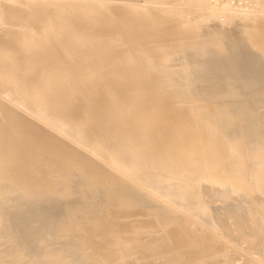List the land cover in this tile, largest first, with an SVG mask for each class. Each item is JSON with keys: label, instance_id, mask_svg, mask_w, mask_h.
<instances>
[{"label": "bare ground", "instance_id": "obj_1", "mask_svg": "<svg viewBox=\"0 0 264 264\" xmlns=\"http://www.w3.org/2000/svg\"><path fill=\"white\" fill-rule=\"evenodd\" d=\"M133 1H135L134 3H133ZM133 1H125V0H0V25L1 24H7V25H10V27H12V26H15V27H19V28H17L18 30L16 31L17 33L19 32L20 33V40L19 39H16L17 37L15 36V38L13 37V36H11L10 34H9V32H10V30H9V32H7V34L6 33H3L4 31H2V33L3 34H0V48H1V50H0V200H2V202L3 201H6V200H8V199H11V198H13L14 196H16L17 198L18 197H20L21 195H20V193H22V194H29V195H27V196H29V197H39L40 198V196L41 195H45V194H48V196L49 195H53V196H51V197H48L45 201H44V203L45 204H48L49 206H47L46 207V205H45V209H44V207L42 208V206L40 205V204H33V206H31V204H30V206L31 207H29L28 209H27V206L24 208V209H26L27 210V212L28 213H36V212H40L41 213V216H42V218H44L45 217V219H43V220H36L35 218L36 217H38V216H40V215H38V216H33V217H31V218H28L27 217V214L24 216V217H27L28 218V220L26 219V218H24V219H26V220H24V221H27V222H22L21 220H22V218H21V222H19V224L21 225L20 227H24L22 230H21V232H24L23 230H26V231H30L31 233H29V232H27V234L29 233V234H32V233H35V234H33V236L35 237V238H38V239H44V241L45 242H47V240L48 239H52L53 237L52 236H54V238L56 237V240H57V238L58 237H60L59 236V234H63L65 231H66V228H65V231H63V233H62V230L58 227V231H59V229L61 230V231H59V234L57 235V230H56V228H57V223L59 224V226L60 225H62V229L64 230V227L63 226H68V224L70 225L71 224V222L69 221L68 222V224L65 222L66 220H60V218L62 217V216H64V215H62L61 214V206L59 205V204H61V203H59L58 202V199L59 198H57L56 196H54V195H57V191H56V189L55 188H53V189H51V191H45V192H43V190L41 189L40 190V188H42L43 186L42 185H44V184H42L41 186H39L40 188L39 189H37V191L36 190H34V189H36L35 187H31V188H29V185L31 184V180H29V182H30V184H29V182H28V184H27V179H26V184L24 183V182H22L23 183V185L25 184V185H27L28 186V189L26 190L25 188H23V186H22V184L20 183V180L19 181H17L16 180V178L15 177H12V175L8 172V167H11V166H13V165H11V164H13L14 163V165H15V162L14 161H17L18 160V158H20L21 156H22V154H19L18 153V151L17 150H15L14 149V147H17V146H15V144H17V140H18V142H20L21 141V143H26V136L24 137V135H21L20 134V136L17 138V139H15L14 138V136H13V134H10V132H9V130H8V128H6V126L4 127V124H6V125H11V126H14V123L17 121V123H20V124H22V125H24V126H27L28 127V129L29 128H31L32 129V131H31V134L33 135L34 134V136H37L36 134H39L41 137H42V139H44L43 140V142H39V143H37V142H35V143H37V144H39L40 146L38 147V146H36V145H33V144H31V142H27L25 145L26 146H28L27 148H23L22 149V152H24V151H30V152H32V153H38L39 155H40V157L43 159V160H45V161H48L49 163H50V165H53V164H56L57 162L55 161V163L53 162L54 160H58V162H61L62 163V165H64V166H66V173L65 174H67L68 175V177L70 176L71 178H73L74 179V175H77V177L76 178H78V179H76L75 181L76 182H78V180H80V178H81V176H85V174L87 173V169H90V171L91 170H93L94 172L96 171V173H101L102 175L104 174V175H106V177H108V179H109V182L111 181L112 183H115V184H119V183H121V185H122V188L123 189H121L120 191L117 189V188H119L118 187V185H117V187H116V191H119V192H121L122 190H124V191H122V193L121 194H116V193H118V192H116L115 193V191H114V194L118 197V196H123L124 197V199H127L126 197H130L131 198V196L134 198L133 200H132V202L133 201H135V200H137L138 202H142L143 204L145 203V204H147V205H150L149 207H154V208H156V209H158V210H160V208L163 206V205H165L166 206V210H167V207H169L168 208V211H170V205H172V203L169 205V204H167V205H169V206H167L165 203L166 202H164V204H162L160 201L161 200H159V197L161 196H159V192H157V191H159V189H162V191H163V193H164V190L163 189H166L167 191H168V193L169 192H171L173 195H175V197H177V198H179V199H182L183 200V198L184 199H186V200H190V199H188V197H191V194L190 193H193L192 192V190H193V188H195V186L196 185H194L193 183V187L191 186V184H189V182H190V178H189V180H187L186 178V181H184V180H182V179H180L182 176L184 177L185 175H187V169L188 168H186L185 169V171H186V174H183L182 176H180V178L178 179V177H179V175H181V172H177V174L178 173H180L179 175H177L176 173H173L174 175H170V174H168L169 172H171V170H173L174 172H176L175 171V169H173V168H175L176 166H174V165H176V162L174 163V165H173V168L172 169H170L169 171H167L166 169H163L162 167H164L165 165L163 164L164 162L163 161H165L166 159H168L169 158V155H168V153H170V152H166L167 153V155H165V154H162V151L165 149V148H167L166 147V145L169 143V140H168V143L166 142V145L165 146H161L162 145V143H160V141H162L163 142V139L162 140H160V141H158L160 144V146L162 147V151L160 152V151H158V153L160 152L162 155H165V156H168V158H166L165 156H164V158H162V156H160L159 154H157V156L159 155L160 157V162H163V163H157L158 162V159H157V156H155V159L157 160H154V161H150V163L151 162H153V164H154V162L155 163H157V164H163V166H161V170H159L160 168L158 167V166H160V165H158L157 166V168H159V169H157V168H153V170L151 169V171L152 172H154V171H157V170H159V171H157L156 173H152V174H148L147 176H145L144 178H145V180H143V179H140V178H137L136 177V175H131V174H133L132 172H135V174L137 173L138 175H140L139 174V171H140V169L144 172V170L143 169H145V168H147V165L149 164V162H147L148 164L147 165H145L146 164V161L148 160V159H146V161H142V159H139V158H134V156L137 154H142L143 152L145 153V152H147V153H150V151L151 152H153L154 151V149H151V150H148V149H146V151H143L144 149H145V147H143V149L141 150V148L140 147H142V146H140L141 145V142L142 141H144L143 139L141 140V139H139V141L141 140V142L139 143V146L138 147H136L135 145L138 143L137 142V140L138 139H136L138 136H139V133H143V134H141V137L140 138H142V137H145V138H147L148 136H147V132H146V136H144V132H143V129H145V127L144 128H142L141 129V132H132V131H129V128H128V126H126L127 128L126 129H128L127 130V133H129V134H131V132L133 133L132 135H137V137L136 138H134V137H132V140H129V139H127V141H126V138H125V126H123L124 127V132H120L121 134L123 133V135H125V136H123V137H121V139H120V135L121 134H119V133H115V135H117V136H119V140H118V142L120 141V140H122V138H124L125 140H123L122 142H125V143H127L128 142V140L129 141H131V145H134V144H132V142H133V138H134V141H135V139H136V141H135V150L134 151H136L135 152V154L134 155H132V156H130L131 154H132V152H134V151H132L133 149H132V147H131V150H130V152H131V154L129 155V153H122V151H124V149H123V147L125 148V152H129V150H127L126 149V144L124 143V144H122L121 146H120V144L118 145L117 143H116V141L114 142L115 144H111V141H109L110 140V138H111V140H113V138L115 137V136H112V133L113 132H111L110 133V135L108 134V136L110 137L108 140L106 139V134L104 133L105 131H103V129H104V125L105 124H101L103 127V129L101 130L100 128H99V123H101L100 122V120L102 119V118H104V117H102L101 116V119H99L100 117L96 114L97 113V111H100V108L99 107H97L96 105H95V103L94 102H92V103H94V104H92V103H90V102H88V100L89 99H87L86 98V100L83 98V96L81 95V94H79L80 92H81V88H83L84 86H82V84H79V86L81 85L82 87L80 88L79 87V95H81L82 96V98L85 100V103L86 102H88L87 104H86V107L85 106H83V104L81 105V106H83V107H85V109H86V112L85 113H87V114H83V117H80V115L82 114V112H81V114L79 115V112L80 111H78V109L76 110V109H73V108H77V106H72V104L71 103H69V105H70V107L72 106L73 108V110L70 112V111H68L69 113H67V110H66V108H69V107H66V105H68L67 103H68V101H70V100H72V103H73V99L74 98H76L77 97V95L74 97L73 95L74 94H72L71 95V93H73V92H71L72 91V89H74V88H72V87H75V85H73V83H72V87H71V85L70 84H67V85H69V88L71 87L72 89L69 91V92H71L69 95H71V97H70V99L68 100V98H67V96H66V98H67V100H66V98L64 97V95H65V93H66V91H65V93H63L64 92V90H66L67 88H68V86L66 87V86H64V89H63V92H62V90H59V87H60V85L59 86H54V87H52L51 85H50V82H51V80L49 81V79H51V77L53 76V75H51L53 72H58L57 73V75H55L54 74V76H53V78L55 79H57V83L58 82H60V81H63L64 80V82L63 83H65V80L67 79L66 78V76H67V73L69 72V74H70V70H73V68L70 66V68L71 69H69V67H68V69H66V71L64 70L65 69V64H66V61H69V59L70 58H67V56L69 57V55L70 54H68V52L67 53H65L64 51V49H67L68 50V47H69V45H67L66 44V40L65 39H67L66 38V35H65V33H64V29H65V24H66V22H68V20L69 19H71L72 17H74L75 18V20L76 21H78L80 24H78V26L79 27H83V29L82 30H85V28L87 27L88 29H90L89 31L91 32V38H90V40L92 41V43H94L95 45L94 46H96L94 49H95V54H96V52L97 51H100V56H102L101 58L99 57V56H94V58L95 59H91V58H93V57H90L88 54H89V52L87 51V48H88V45L85 47L86 49H83L82 48V52H83V54L84 55H88L89 57H90V59L92 60H88L89 59V57H88V61H89V64H91V66H93L92 68L94 69V70H92V71H94L96 74H95V78L92 76V78H94V79H96V81H97V86L99 85L100 87H105V89L106 88H108V91H109V94H110V90L112 91L111 93H113L114 92V94H117V93H120L121 94V92H126V93H123L122 95H120V97L121 96H123L124 94H126V98L128 97V96H130V95H127V93L129 94V93H133V94H131L133 97L134 96H136L137 95V97H139V99L137 100V97H136V99H134L132 96V98H130V99H126V101H124L125 100V98H124V100H120L119 98H117V100H116V98L114 99L115 100V103L113 102L112 104H110V100L107 102L106 100L105 101H103L104 99V97H102L103 95H101L102 93H94V94H98V95H101V97H97V99L98 98H102L101 100V104L103 105L104 103H102V102H107V103H109L108 105L110 106V105H112L114 108H116L117 109V111H118V109H120V110H122L123 108H122V106H124V108L125 109H123L125 112L128 110V108H130V107H134L135 108V106H138V105H143L144 106V104L142 103V102H140V95H147L146 93H148V92H151L152 90L151 89H154V90H156L157 92H158V90L157 89H165L164 87V85H167V83L166 84H164L163 85V87H162V85H161V83L159 84V85H153V82H155L154 81V78H153V80L152 79H150V77H157V78H161V76H164V74H168V75H179V77H181V79L183 80V83H185L184 81H186V79H187V81H188V78H189V82H193V83H195V82H198L197 81V79L199 78V77H197V79L195 78L196 76H198L199 74H195V77L194 78H191V77H193V76H191L190 75V72L192 71V68H196L195 66L197 65V67L199 66V67H203V68H205V69H202V68H196L197 69V71L200 73V71H202V70H206V69H208L207 71H208V74H209V68H210V70L211 69H213L214 71H216V70H220L221 68H222V66L224 65H226L225 67H227L228 68V66H227V64L228 65H230L229 64V62L228 63H226L225 64V61L226 60H229V61H232V63H231V65L233 64L234 65V63H236L235 61H238V63L239 64H241V66H239L240 67V69H244V67H243V63H244V65L245 66H247V67H249L250 69H252L254 72H252L254 75H256L257 76V78H258V80H259V78H260V80H259V82L261 81V80H263L261 77L263 76L264 77V0H133ZM133 4H132V3ZM68 8H71V11H72V8L74 9V10H76V12L74 11H72L73 13H71L70 11H66V10H68ZM241 8H245L246 10H238V9H241ZM187 10H192V13H193V10L196 12V14H192V15H189V13L191 14V12H187ZM40 12V13H39ZM70 12V13H69ZM198 13H200V14H198ZM216 16H219L220 18H217ZM72 21H74L73 19H72ZM115 21H117V22H115ZM210 21H213L214 22V25H208V22H210ZM75 22V21H74ZM200 23H205V24H200ZM43 24V25H42ZM75 24V23H74ZM12 25V26H11ZM6 26V25H5ZM76 26V25H75ZM8 27V26H7ZM240 27H242V28H240ZM238 28H240V29H242V30H239ZM2 29V28H1ZM10 29V28H9ZM30 29H32V30H30ZM35 29V31H33ZM67 29H69V28H67ZM71 29V28H70ZM5 30H7V29H5ZM81 30V29H80ZM80 30L78 31V32H80ZM13 31V30H12ZM30 31H33V33L32 32H30ZM66 31V30H65ZM69 31V30H68ZM6 32V31H5ZM14 32V31H13ZM82 32V31H81ZM0 33H1V31H0ZM69 33H70V31H69ZM73 34V33H72ZM68 35V34H67ZM18 36V37H19ZM70 36V35H69ZM35 37V38H34ZM68 37V36H67ZM80 37V38H79ZM76 40H79V41H82V43H84L83 41H85L84 40V38H83V35H81L80 33H79V35H77L76 37ZM22 39V40H21ZM19 40V41H18ZM64 40H65V42H64ZM23 41V42H22ZM25 41V42H24ZM75 41V40H74ZM41 42V43H40ZM64 43H65V45H67V48H66V46L64 45ZM76 44V43H75ZM74 43H73V45L71 46V47H74V45H75ZM70 45H71V43H70ZM79 45V44H78ZM77 44H76V46H78ZM86 45V44H85ZM81 47H82V45H80ZM92 46V45H91ZM70 47V48H71ZM90 47V46H89ZM92 48V47H91ZM76 49V48H75ZM79 49V48H78ZM70 51L72 50V49H69ZM81 50V49H80ZM88 50H89V48H88ZM92 50H93V48H92ZM86 51H87V53H86ZM74 52H76V50L74 51ZM81 52V51H80ZM67 55H65V54ZM86 53V54H85ZM91 53V52H90ZM262 53V54H261ZM72 54V53H71ZM75 54V53H74ZM92 54V53H91ZM87 55L85 56V58H87ZM72 56V55H71ZM74 56V58H73V60L75 59V55H73ZM72 56V57H73ZM177 56V57H176ZM77 57V59L79 58V55L78 56H76ZM82 57V56H81ZM177 59H176V58ZM83 58H84V56H83ZM83 58H82V61H83ZM84 58V61L86 60ZM19 60H23V61H25V62H19ZM79 60V59H78ZM170 60H173V62H169ZM87 61V62H88ZM91 61V62H90ZM233 61H234V63H233ZM241 61V62H240ZM18 62H19V64H20V66L19 65H17L18 64ZM78 62H81V61H78ZM87 62H85V63H87ZM15 63H17V64H15ZM21 63H23V64H21ZM25 63V64H24ZM84 63V62H83ZM85 63H84V65H85ZM17 65V69L15 68L16 66L15 65ZM68 64V63H67ZM81 64H82V62H81ZM88 64V65H89ZM238 64V65H239ZM21 65H22V68H23V70L21 69ZM25 67H27V68H25L24 69V66ZM230 65V67H229V69H228V72H229V70L231 71L232 69H234L235 67V65H236V67L238 68V66H237V64H235L233 67L234 68H232V66ZM18 66H19V68H18ZM66 66H68V65H66ZM75 66V65H74ZM78 67L80 66V65H77ZM76 66V67H77ZM88 67V66H87ZM86 67V68H87ZM246 67V70L248 69ZM67 68V67H66ZM79 68H81V67H79ZM91 68V67H90ZM91 68V69H92ZM226 68V69H227ZM231 68V69H230ZM82 69H83V67H82ZM191 69V70H190ZM195 69V70H196ZM224 69V68H223ZM250 69H249V71H250ZM16 70H18V71H16ZM20 70H22V72L23 73H21V71ZM74 70H75V68H74ZM73 70V71H74ZM88 70V69H87ZM194 70V69H193ZM234 70H236V69H234ZM251 70V71H252ZM29 71H31V73L29 72ZM77 71V70H76ZM79 71V70H78ZM196 71V72H197ZM220 71H222V69L220 70ZM219 71V72H220ZM224 71V70H223ZM227 71V70H226ZM240 71V70H239ZM239 71H236L237 72V74H238V72ZM248 71V70H247ZM251 71H250V74L249 75H252V73H251ZM67 72V73H66ZM75 72V71H74ZM80 72V71H79ZM193 72V71H192ZM195 72V73H196ZM203 72V71H202ZM201 72V76H200V79L202 78V76L203 75H205V72H203L202 73ZM219 72H217V73H219ZM236 72H234L235 73V76H237L238 77V75H236ZM241 72V71H240ZM239 72V73H240ZM244 72V70L242 71V73ZM30 73V74H29ZM85 73V72H84ZM211 73V72H210ZM223 73V72H222ZM24 74V75H23ZM50 74V75H49ZM160 74V75H159ZM212 74H214V72L213 73H211V74H209L210 76L212 75ZM227 75L226 76H229V78L230 79H228V80H230V84H228V81H227V84L228 85H226V88L227 89H229V91H227V92H231V94L230 93H228L229 95H230V97H232L233 96V94H232V92L234 93L235 92V89H236V87H235V89H234V86L237 84V83H235V82H239L238 80H240L241 81V79H243V80H247L248 81V79H245L246 78V76L248 75H246V74H244L245 75V78H235V79H233V80H231V74H232V71H231V74H228V73H226ZM74 75V74H73ZM82 75V74H81ZM209 75H206L207 77L209 76ZM217 76L219 75V74H216ZM215 75V76H216ZM221 75V74H220ZM223 76H225L224 75V73L222 74ZM221 75V76H222ZM248 75V76H249ZM253 75V76H254ZM173 76H171V78H173ZM205 76V77H206ZM209 76V78L208 79H210L211 77ZM213 76V75H212ZM214 76V79L216 78L217 79V81H218V78H219V76L218 77H215ZM223 76L221 77L222 79H226L227 77H224L223 78ZM243 75H240V77H242ZM247 76V77H248ZM253 76H251V77H253ZM72 77V76H71ZM88 77V76H87ZM165 77V76H164ZM178 77V78H179ZM232 77H234L233 76V74H232ZM250 77V76H249ZM250 77V78H251ZM66 78V79H65ZM69 78V77H68ZM78 78V77H77ZM84 78V77H83ZM89 78H90V76H89ZM156 78V79H157ZM163 78V77H162ZM165 78H167V77H165ZM161 79L162 80V82H165L168 78H170V77H168L167 79ZM171 78L170 79H168V80H170L171 81ZM178 78H177V81H179L180 80V78H179V80H178ZM192 80H191V79ZM220 78V79H221ZM253 78H255V76L253 77ZM256 78V79H257ZM76 79V78H75ZM75 79H74V81H75ZM185 79V80H184ZM196 79V80H195ZM199 79V80H200ZM202 79H204V78H202ZM201 79V80H202ZM207 79V78H206ZM206 79H204V81L201 83V85L202 84H204V83H206V82H208L209 84H211V82H209L208 80L205 82V80ZM213 79V80H214ZM221 79V81H223ZM73 80V79H72ZM87 81H89L90 79H86ZM86 80H83L82 81V78H81V82H84L85 84H87V83H89V82H92V81H89V82H87L86 83ZM158 80V79H157ZM164 80V81H163ZM173 80V79H172ZM193 80H195V82L193 81ZM212 80V79H211ZM210 80V81H211ZM227 80V79H226ZM242 80V81H243ZM255 80V79H254ZM254 80H249V81H254ZM67 81V80H66ZM69 81H71L70 79H69ZM174 81V80H173ZM175 81H176V79H175ZM176 81V82H177ZM186 81V82H187ZM215 82H214V85H215V83H217L216 82V80H214ZM220 81V80H219ZM244 81V83H246ZM54 82V84H55V81H53ZM167 82V81H166ZM169 82V81H168ZM175 82V83H176ZM191 82V84H193ZM213 82V81H212ZM252 82L250 83L251 85H252ZM256 82H258L257 80H256ZM264 82V81H263ZM52 83V82H51ZM69 83V82H68ZM157 83V82H156ZM155 83V84H156ZM159 83V82H158ZM182 83V82H181ZM188 83V82H187ZM200 83V82H199ZM207 83V84H208ZM220 83V82H219ZM219 83H217L216 85H217V87L219 88V86H218V84ZM222 83H224V81L222 82ZM222 83L221 84H219L220 86H223L222 85ZM240 83V82H239ZM238 83V84H239ZM248 83V82H247ZM254 83V82H253ZM261 83V85L260 86H262V88H263V90H264V87H263V83L262 82H260ZM60 84V83H59ZM173 84V83H172ZM177 84V83H176ZM176 84H174V85H176ZM198 84V83H197ZM207 84H204V85H206L207 86ZM256 84V83H255ZM254 84V85H255ZM53 85V84H52ZM57 85V84H56ZM62 85H65V84H62ZM61 85V86H62ZM89 85V84H88ZM91 85V84H90ZM169 85H170V83H169ZM183 85V84H182ZM180 85L181 87V89H182V87L183 86H186V84L185 85ZM188 85V87H189V90H188V92H186L185 90H184V92H182L184 95H187V96H189L188 94H189V92H191L190 91V89H194V88H196V87H194V85L196 86V84H193V86H190V84L188 83L187 84ZM214 85H213V83H212V85H210V86H213V88H214ZM216 85H215V87H216ZM244 85H246V84H244ZM244 85H243V87H244ZM96 86V87H97ZM176 86H178L179 87V84H177ZM206 86L204 87V86H202V87H204V89H203V91L205 92V89H206ZM210 86L208 87L209 89H210ZM240 86V85H239ZM238 86V87H239ZM249 86V85H248ZM248 86H247V88L246 89H248ZM260 86H259V89H260ZM65 87H66V89H65ZM78 87V84H76V88ZM89 87H92V86H89ZM95 87V88H96ZM100 87H99V89H98V87L96 88V89H98V90H100L101 91V89H100ZM169 87V86H168ZM171 87V86H170ZM187 87V88H188ZM200 87V86H199ZM196 88L195 90H197V89H200V88ZM237 87V88H238ZM253 87H255V86H253ZM257 88H258V83H257V86H256ZM62 88H63V86H62ZM86 88V87H85ZM85 88H84V91L86 92L87 90H85ZM93 88V87H92ZM94 88V89H95ZM174 88H175V86H174ZM183 88H185V89H187L186 87H183ZM206 89V91L207 90H209V89ZM212 88V87H211ZM212 88V89H213ZM218 88H217V90H218ZM221 88V87H220ZM226 88H222L221 90H226ZM251 88H252V86H251ZM261 88V89H262ZM53 89H55V90H53ZM61 89V88H60ZM168 89V88H167ZM167 89H166V91H167ZM173 89V88H172ZM172 89H170V91H172ZM179 89V88H178ZM178 89H176L177 91H178ZM239 89H242V88H240L239 87ZM243 89H245V87L243 88ZM254 89V88H253ZM261 89H260V91H261ZM69 89H67V91H68ZM75 91H77V89H74ZM91 90L92 89H90L89 90V92H91ZM169 90V89H168ZM220 90V91H221ZM234 90V91H233ZM237 90V89H236ZM249 90H251V91H256V89L255 90H252V89H248V91ZM84 91H82V93L84 92ZM104 90H103V88H102V91L101 92H103ZM106 91V90H105ZM104 91V92H105ZM107 91V92H108ZM162 91H164V90H162ZM169 91V92H170ZM174 92H177V91H175V90H173ZM181 91H183V89L181 90ZM180 91V92H181ZM202 91V92H203ZM210 91H212V90H210ZM209 91V92H210ZM219 91V90H218ZM237 91H240V90H237ZM257 91H258V89H257ZM17 92V93H16ZM19 92V93H18ZM106 92V93H107ZM173 92V93H174ZM179 92V93H180ZM204 92L201 94V95H203L204 94ZM214 92L216 93L217 91L214 89ZM222 92V91H221ZM226 92V91H225ZM152 93V92H151ZM159 93H160V90H159ZM172 93V94H173ZM178 93V92H177ZM192 94L194 93V91H192L191 92ZM199 93H201V89H200V92ZM198 93V94H199ZM206 93H208V91L206 92ZM214 93V94H215ZM222 93H224V91L222 92ZM241 93V92H240ZM257 93V92H256ZM258 93H259V91H258ZM257 93V94H258ZM261 93V92H260ZM66 94H68V93H66ZM84 95H85V93H83ZM87 94L89 95V94H91V93H88L87 92ZM108 94V93H107ZM113 94V95H114ZM139 94V95H138ZM157 94V93H156ZM165 94H168L167 92L165 93ZM194 94H196V93H194ZM209 94V93H208ZM210 94H212V95H214L212 92L210 93ZM209 94V96H208V98L207 99H205V97L204 96H200L199 98L200 99H202L201 97H203L204 98V100H208V102H211V100H209L210 98L209 97H211L212 95H210ZM219 94V93H218ZM217 94V96H219ZM225 94V93H224ZM239 94V93H238ZM261 94H264V92L263 93H261ZM261 94H258V95H261ZM79 95H78V97H79ZM106 94H104V96H105ZM118 95V94H117ZM151 95V94H150ZM149 95V96H150ZM157 95H159V94H157ZM164 95V94H163ZM171 95V94H170ZM197 95V94H196ZM232 95V96H231ZM73 96V97H72ZM81 96H80V98H79V100L80 101H82L81 99ZM91 96V95H90ZM107 96V95H106ZM110 96H111V94H110ZM148 96V95H147ZM152 96H153V94H152ZM161 97H162V94L160 95ZM173 96H174V94H173ZM173 96L171 97V98H173ZM180 96H182L181 94H180ZM193 96H195V95H193ZM239 96H240V94H239ZM238 96V97H239ZM255 96V97H254ZM262 97L264 96V95H261ZM69 97V96H68ZM87 97V96H86ZM94 97V96H93ZM156 97V96H155ZM170 97L168 98L169 100H172V99H170ZM177 97H178V94H177ZM191 97V96H190ZM198 97V96H197ZM220 97H221V99H227V97H228V95H227V97L225 98V97H223L222 95H220ZM220 97H219V100H220ZM229 97V98H230ZM233 97H235V95L233 96ZM237 97V98H238ZM242 97V94H241V96L239 97V100H240V98ZM246 97V95H244V98ZM262 97H260V98H262ZM88 98H90V97H88ZM106 98V97H105ZM107 98H109V97H107ZM106 98V99H107ZM112 98H114V97H112ZM122 98V99H123ZM144 98V97H143ZM142 98V99H143ZM145 98H147V97H145ZM144 98V99H145ZM152 98V97H151ZM157 98H158V96H157ZM164 98H166V96H164ZM188 98V97H187ZM194 98H196V97H194ZM194 98H193V100H194ZM213 98H214V100H212V101H214L215 102V99H218V98H216V97H214L213 96ZM212 98V99H213ZM228 98V99H229ZM236 97H235V99H237ZM246 98H248V97H246ZM250 98H251V96H250ZM253 98L254 99H258L259 98V96H258V98L256 97V95H253ZM4 99V100H3ZM77 99V98H76ZM94 98H92L91 99V101L93 100ZM97 99H94L95 100V102H98V103H100L99 101H100V99H98V101H97ZM110 99H111V97H110ZM133 99V100H132ZM143 99V100H144ZM160 99V98H159ZM163 99V98H162ZM162 99H160L161 101H163ZM191 99V98H190ZM231 99H233V98H231ZM78 100V99H77ZM142 100V101H143ZM160 100H158V101H160ZM165 100H167V99H165ZM203 99H202V103H203V101H204ZM238 99H237V101H239ZM243 99H241V101H242ZM246 99H244V101H245ZM248 100H249V98H248ZM263 100H264V98H263ZM80 101H76L77 102V104L80 102ZM90 101V100H89ZM113 100L111 99V102H112ZM146 101V100H145ZM148 101V100H147ZM156 101V100H155ZM157 101V102H158ZM229 101V100H228ZM228 101H227V103H228ZM235 101V100H234ZM233 101V102H234ZM243 101V102H244ZM255 102H256V100H254ZM154 102V101H153ZM168 102V101H167ZM171 102V101H170ZM188 101H186V103H187ZM196 102H198V101H195L194 103H196ZM199 102H201V101H199ZM216 102H220V104H221V100L220 101H216ZM216 102H215V104L214 103H212L213 104V106H215V105H217L218 106V104H216ZM232 101H229V104L232 106H230L231 108H235L236 107V105H237V103H236V105H234L235 104V102H234V106L232 105V103H233ZM248 102V101H247ZM254 102V105L257 103H260L259 101H257L256 103ZM261 102H262V100H261ZM80 103H83V101L82 102H80ZM80 103H79V105L78 106H80ZM145 103V105L147 104L146 102H144ZM149 103V102H148ZM151 103V102H150ZM159 103V102H158ZM162 103V102H161ZM165 103V102H164ZM172 103V102H171ZM175 103H176V101H175ZM184 103V102H183ZM186 103H184V104H186ZM193 103V102H192ZM191 103V104H192ZM207 103V102H206ZM239 103V102H238ZM242 103V102H241ZM240 103V104H241ZM244 103H246V102H244ZM264 103V102H263ZM115 104V105H114ZM168 104V103H167ZM179 104V103H178ZM199 104V103H198ZM197 104V106L198 107H196V108H199V106H201V104L200 105H198ZM209 104H211V103H209ZM225 104V106L227 107V108H229L228 106H229V104L227 105L226 104V102L224 103ZM243 104V103H242ZM241 104V105H242ZM248 104H249V102H248ZM251 104V103H250ZM261 104V103H260ZM68 105V106H69ZM74 105H76L75 103H74ZM142 105H141V107H142ZM148 105V104H147ZM146 105V106H147ZM152 105H153V103H152ZM162 105V104H161ZM168 105H170V104H168ZM175 105V104H174ZM182 105V104H181ZM193 105V104H192ZM241 105H237L238 107L240 106V108H241ZM244 106L245 105H247V103L246 104H243ZM252 105V104H251ZM262 105H264V104H262ZM262 105H259L258 106V108L261 106L262 107ZM98 106H101V105H99L98 104ZM109 106L108 107H106V109H105V111L103 112V114L105 113V114H107L106 113V110H110V109H107V108H109ZM112 106H110V108H111V111L113 110L112 108ZM116 106H119V107H121V108H119V107H116ZM180 106V105H179ZM186 106H188V105H186ZM209 106V105H208ZM211 106V105H210ZM209 106V107H210ZM213 106H212V109L211 108H207V109H211V111H216V112H218L219 111V109H218V107L220 106L221 107V105H219L218 107L217 106H215V107H217V109L218 110H214V108H213ZM222 106H223V104H222ZM82 107V110L84 109ZM126 107H127V110H126ZM150 107H152L151 109H154V107L153 106H151L150 105ZM149 107V108H150ZM155 107H156V105H155ZM158 107H160V105L158 106ZM184 107H185V105H184ZM191 107V106H190ZM194 107V106H193ZM204 107V106H203ZM243 107V106H242ZM264 107V106H263ZM81 108V107H80ZM79 108V109H80ZM101 108H103V110H104V108H105V104H104V107H102L101 106ZM139 108H140V106H139ZM139 108H137L136 107V109L137 110H139ZM144 108V107H143ZM148 108V109H149ZM179 108V107H178ZM181 108H182V106H181ZM192 108V107H191ZM205 108V107H204ZM226 108V109H227ZM239 108V109H240ZM247 108V107H246ZM249 108V107H248ZM248 108L246 109L247 111L245 112L246 113V115H247V117L248 118H253L254 116L253 115H251V111L254 113V111L253 110H251L250 108V111L248 110ZM256 108H257V105H256ZM71 109V108H70ZM116 109H114L113 111H115ZM131 109V108H130ZM142 109V108H141ZM157 109H159V108H157L156 107V110L155 111H157ZM170 109V108H169ZM172 109V108H171ZM200 109H203V108H200ZM222 109V108H221ZM220 109V110H221ZM223 109H225V107L223 108ZM230 109V108H229ZM238 109V108H237ZM239 109H238V111H236L237 112V114L239 113ZM245 109V108H244ZM244 109H243V112H244ZM81 110V109H80ZM120 110L118 111V112H120ZM133 110V109H132ZM143 111H146V110H144V109H142ZM154 110H153V112H154ZM162 110H163V108H162ZM164 110H165V105H164ZM177 110V109H176ZM186 110V109H185ZM194 110H195V108H194ZM206 110V109H205ZM228 110V109H227ZM227 110H222V111H226V113H227ZM233 110V109H232ZM231 109L229 110L230 112L232 111ZM85 111V110H84ZM124 111L122 112V113H124ZM129 111H131V110H129ZM139 111H141V110H139ZM150 110H147V113L149 112ZM159 111H160V113L161 112H165V111H161V107H160V109H159ZM178 111V110H177ZM189 111V110H188ZM199 111V110H198ZM197 111V112H198ZM201 111V110H200ZM207 111V110H206ZM221 111V112H222ZM228 111V113H230ZM234 111H235V109H234ZM232 112V113H230V114H232L233 115V113H235V112ZM100 112H102V111H100ZM116 112V111H115ZM118 112H117V114H118ZM120 112V114H118L120 117L122 116V117H124V119H123V122H124V120L126 121V119H125V116L124 115H122V113ZM128 112V111H127ZM138 111H135V113L136 114H138L137 113ZM142 112V111H141ZM158 112V111H157ZM174 112V111H173ZM180 112H181V110L180 111H178V113L180 114ZM183 112V111H182ZM196 112V113H197ZM209 112V111H208ZM220 112V111H219ZM249 112V114L251 115H249V114H247ZM109 113V115H108V118H106V119H108V120H111V119H109V117H112V114L114 113H110V111L108 112ZM133 113V112H132ZM135 113H133V114H135ZM140 113V112H139ZM147 113H145L146 115L145 116H147L148 114ZM150 113H152V112H149V114ZM155 113V112H154ZM163 113L162 114H160L161 116L163 115ZM166 113V112H165ZM177 113V112H176ZM195 113V114H196ZM203 113V112H202ZM202 113H200V115L202 114ZM207 112H205V114H206ZM242 113V112H241ZM240 113V114H241ZM102 114V113H101ZM105 114L103 115V116H105ZM110 114H111V116H110ZM128 113H126V115H127ZM141 114H144V113H141ZM158 113H155V115H157ZM168 114V113H167ZM173 114V113H172ZM194 114V113H193ZM204 114V115H205ZM212 114V113H211ZM219 114V113H218ZM218 114H216V115H218ZM224 114V113H223ZM222 114V115H223ZM236 114V113H235ZM92 115H94V116H92ZM118 115H116L117 117H118ZM150 115H152V114H150ZM149 115V116H150ZM175 115V114H174ZM197 115V117L199 116V113H197L196 114ZM203 115V116H204ZM214 114H212L211 116H213ZM216 115H214V116H216ZM225 115V118L224 119H226L227 117V115H229V114H224ZM224 115H223V117H224ZM232 115L230 116V118L232 117ZM249 115V116H248ZM82 116V115H81ZM88 116H90V117H88ZM136 116V115H135ZM134 116V117H135ZM140 116H142V115H140ZM161 116H159V117H161ZM164 116V115H163ZM165 116H167V115H165ZM170 116V115H169ZM185 116V115H184ZM209 116H210V114H209ZM210 116V117H211ZM213 116V117H214ZM234 116H237V115H234ZM240 116V115H239ZM239 116H237V117H239ZM253 116V117H252ZM264 116V115H263ZM262 115H261V117H263ZM107 117V116H106ZM114 117V116H113ZM116 117V118H117ZM120 117H118L119 119H121ZM128 117H129V115H128ZM130 117H133L132 116V114L130 113ZM133 117V118H134ZM138 117H139V114H138ZM143 118H145L144 116H142ZM141 117V118H142ZM150 117H152V116H150ZM153 117H154V115H153ZM152 117V118H153ZM187 117V116H186ZM189 117V116H188ZM201 117V116H200ZM199 117V118H200ZM209 117V119H211ZM221 117V116H220ZM219 116H218V118H220ZM223 117L221 118L222 120H224L223 119ZM229 117V116H228ZM242 117V119L241 120H243V115L241 116ZM257 116H255V118H256ZM260 117V118H261ZM115 118V117H114ZM127 118V117H126ZM133 118H132V121H133ZM140 118V119H141ZM142 118V119H143ZM148 119H150L149 117H147ZM172 118H173V116H172ZM171 118V119H172ZM195 118V117H194ZM199 118H198V120H199ZM206 118H207V116H206ZM214 118H216V117H214ZM233 118V117H232ZM231 118V119H232ZM235 118V117H234ZM246 118V117H245ZM105 119V118H104ZM106 119L105 120H103V121H105V122H103V123H106ZM131 119V118H130ZM139 119V120H140ZM154 119V118H153ZM156 119V118H155ZM159 119H161V118H159ZM170 119V118H169ZM202 119H205V117L204 118H202ZM208 119V120H209ZM217 119V118H216ZM220 119V120H221ZM239 119V120H240ZM264 119V118H263ZM67 120H71V122L72 121H74V122H76L77 124H79L80 125V127H78L79 129L80 128H82V127H84V126H92L94 129H93V133L91 134V137H89L90 135L88 134L87 135V137H89L90 138V140H93L94 141V143L96 142V144H98V145H100L101 144V146L103 147V149L105 150V148H104V146H108V145H110V147L112 148V152H114V154L112 155V157H111V155H108L107 153H108V151L109 150H111V149H109L108 147L106 148V149H109L108 151H106L105 153L108 155V156H110L109 158L110 159H108V158H106V159H108L107 161H106V165H108V167H110V168H114L115 170H117L116 172H117V174L115 173V171L114 172H112L111 171V169L109 170V168L107 167V166H103V163H102V165L99 163L100 161H98V162H96L94 159H92L91 157H89L87 154H85L84 152H83V150L81 151L80 149H78V148H76L75 147V145L74 144H76V145H78V146H80L81 148H84L85 149V151H87L88 153H89V155L91 154V155H95V156H97V157H100L101 159L104 157V155H103V157H101L100 156V154H99V152L97 153V152H95V151H92L93 150V148L92 149H89V147L88 146H91V145H87V146H85L86 144L81 140H76L75 139V137L77 136H74V138H72L71 137V135H70V133L71 132H69V129L67 130V128H66V126H65V124L67 123ZM78 120H79V122H78ZM81 120V121H80ZM145 120L147 121V119L145 118ZM174 120V119H173ZM190 120H192V119H189V121ZM195 120V119H194ZM197 120V119H196ZM206 120V119H205ZM218 120L219 119H217L216 121H217V125H218V123L220 122H218ZM228 120V119H227ZM234 120V119H233ZM232 120V121H233ZM237 121H238V119H236ZM241 120H240V122H241ZM249 120V119H248ZM262 120V119H261ZM260 120V121H261ZM102 121V120H101ZM120 121V120H119ZM119 121L117 122V121H114V123H112L113 122V120H112V122H110V123H112L111 125L113 126H115L117 123L119 124ZM136 121L138 122V118H136V120H135V122H127L126 123V125H128V123H129V125L130 124H136L137 125V127L136 128H138V124L140 125L139 127H141L142 125L141 124H143V126H146V124L144 125V121H142L141 123L139 122L138 124L136 123ZM145 121V122H146ZM151 121V120H150ZM155 121V120H154ZM166 121V120H165ZM182 121V120H181ZM203 121V120H202ZM213 121H215V120H213ZM215 121V122H216ZM226 120H224V122H225ZM229 121H231V120H229ZM259 120H257V118H256V121L255 122H260ZM263 121V120H262ZM71 122L69 123L68 122V124H71ZM108 122V121H107ZM108 122V123H109ZM115 122H117L116 124H115ZM121 122V121H120ZM149 122V120L146 122L147 124H148V126H149V124H150V122ZM158 122V121H157ZM183 122V121H182ZM187 122V121H186ZM209 124L211 123V121L209 122V121H207ZM207 122H205V123H207ZM228 122V121H227ZM239 122V121H238ZM238 122H237V124H238ZM245 122V121H244ZM247 122V121H246ZM250 122H253V120H250ZM254 122V123H255ZM152 123V122H151ZM156 123V122H155ZM171 123V122H170ZM173 123H174V121H173ZM197 123V122H196ZM199 123L201 124V125H203L202 123H204V121L201 123V121H199ZM223 122L221 121V124H222ZM230 123V122H229ZM229 123H227V124H229ZM232 123H234V124H236L235 123V121L234 122H232ZM253 123V124H254ZM122 124H124V123H122L121 122V125ZM135 124L133 125V126H135ZM154 124V123H153ZM181 124V123H180ZM198 124V123H197ZM212 124V126L214 127V122L213 123H211ZM220 124V125H221ZM226 124V123H225ZM224 123H223V125L226 127H228L229 125H225ZM246 123H244L243 125L245 126V127H247L246 125H245ZM258 125H259V123H257ZM72 126L73 125H76V124H73V122H72V124H71ZM109 125V124H108ZM108 125H107V127H108ZM110 125V126H111ZM121 125H119L118 127H120L121 128ZM152 125V124H151ZM161 124H159V126H160ZM162 125H164V124H162ZM173 125V124H172ZM175 125H176V123H175ZM184 125V124H183ZM232 125V124H231ZM231 125H230V127H231ZM238 125H240V124H238ZM250 125H252V124H250ZM263 125H264V123H263ZM114 126H113V129H110V127H109V129H110V131L111 130H115L116 131V129L118 128L117 126V128H115L114 129ZM132 126V127H133ZM148 126H146V127H148ZM156 126V125H155ZM166 126V125H165ZM177 126H179V125H177ZM192 126V125H191ZM206 127L208 126V125H205ZM211 126V127H212ZM223 126V127H224ZM234 125H232V127H233ZM237 126V125H236ZM236 126H234V127H236ZM241 126H242V124H241ZM244 126H242V127H244ZM248 126H249V122H248ZM254 126V125H253ZM260 126H261V124H260ZM106 127V126H105ZM153 127V126H152ZM169 127H171V126H169ZM193 127H196V125H194ZM193 127H191V128H193ZM201 127V126H200ZM203 127H204V125H203ZM210 127V126H209ZM210 127V130L213 128H211ZM220 127V126H219ZM221 127H222V125H221ZM222 127V129L223 130H225L224 128ZM231 127V128H232ZM242 127H240V128H242ZM250 127V126H249ZM10 128V127H9ZM26 128V127H25ZM69 128V127H68ZM73 127H71L70 129H72ZM74 128H76L77 129V127L76 126H74ZM112 128V127H111ZM118 128L119 130H123V128ZM134 128V127H133ZM135 128V131L136 130H138V129H140V128H138V129H136ZM150 128H151V126H150ZM173 128H174V126H173ZM182 128V127H181ZM185 128H186V126H185ZM191 128H190V130H191ZM229 128V127H228ZM228 128L226 129V130H228ZM79 129H77V130H79ZM86 129V128H85ZM88 129V128H87ZM90 129H92V128H90ZM89 129V130H90ZM106 129H108V128H106ZM106 129H104V130H106ZM108 129V130H109ZM118 129H117V131H118ZM159 129V128H158ZM157 129V130H158ZM166 129H168V128H166ZM175 129H176V126H175ZM202 129V128H201ZM204 129H208L209 130V128H204ZM218 129V128H217ZM221 129V128H220ZM220 129H218V130H220ZM234 129V128H233ZM233 129H231V131H233ZM238 129L239 128H237V130H235V133H236V131H238ZM245 130L246 131V129H248V127L247 128H242V130ZM250 130H251V127L249 128ZM260 129V128H259ZM263 129V128H262ZM261 129V130H262ZM11 130V129H10ZM77 130H75V132L77 131ZM82 130H83V128H82ZM108 130H107V132L106 133H109L108 132ZM130 130H132V129H130ZM134 130V129H133ZM148 129H146V131H147ZM152 130V129H151ZM154 131H155V128L153 129ZM161 130V129H160ZM163 130V129H162ZM169 130V129H168ZM171 130H172V128H171ZM178 130V129H177ZM177 130H175V131H177ZM199 130V129H198ZM214 130H215V127H214ZM223 130H221V131H223ZM226 130H225V132L224 133H222V134H224V135H228L229 136V139L234 135V133H233V135L232 136H230V134H226ZM242 130H240L239 132H243V134H244V130L242 131ZM252 130H254L253 128H252ZM81 131V130H80ZM90 131H92V130H90ZM114 131V132H115ZM150 131V130H149ZM148 131V133H150ZM159 131V130H158ZM158 131H155V132H158ZM174 131V130H173ZM193 131H195L194 129H193ZM230 130H228L227 132H229ZM249 131V130H248ZM258 131V130H257ZM263 131V130H262ZM261 131V132H262ZM25 132H27V131H24V133ZM74 132V133H75ZM82 132H84V131H82ZM82 132H80L79 134H81ZM87 132H89V131H87ZM166 132V131H165ZM179 132H180V130H179ZM178 132V134H180ZM181 132H182V130H181ZM196 132V131H195ZM199 132V131H198ZM208 132V131H207ZM213 132V134H214V132L215 131H212ZM211 132V133H212ZM217 132V131H216ZM219 132V131H218ZM217 132V133H218ZM238 132V134L239 135H241L242 136V133L240 134ZM250 132V131H249ZM252 132H254V131H252ZM251 132V133H252ZM264 132V131H263ZM262 132V133H263ZM13 133V132H12ZM23 133V134H24ZM73 133V132H72ZM71 133V134H72ZM86 133V132H85ZM84 133V134H85ZM103 133L105 134V136L103 135ZM126 133V134H127ZM159 133V132H158ZM157 133V134H158ZM210 133V134H211ZM216 133V134H217ZM221 133V132H220ZM231 133V132H230ZM250 133V134H251ZM259 133V132H258ZM261 133V134H262ZM76 134V133H75ZM74 134V135H75ZM83 133H82V135H84ZM119 134V135H118ZM127 135L126 137L128 138V136H129V138L131 139V135ZM155 134V133H154ZM154 134H148V135H153L154 136ZM156 134V135H157ZM169 134V133H168ZM168 134H166V135H168ZM171 134H172V132H171ZM174 134H176V133H174ZM188 134V133H187ZM191 134V133H190ZM192 134H194V133H192ZM199 135H200V133H198ZM198 134H196V136H195V141L197 142V140H196V137H199V136H197ZM202 134H206V132L205 133H202ZM201 134V135H202ZM209 134V133H208ZM207 134V135H208ZM209 134V135H210ZM216 134H214L215 136H217ZM253 134H256V133H253ZM253 134H251V135H253ZM114 135V134H113ZM143 135V136H142ZM159 135H163V134H159ZM159 135H157V136H159ZM177 135V134H176ZM184 135H186L185 133H184ZM213 135V136H214ZM221 135V134H220ZM220 135H218V136H220ZM246 135H247V137H248V134L246 133ZM246 135H244V136H246ZM16 136H18V135H16ZM28 136V135H27ZM79 136V135H78ZM108 136H107V138H108ZM117 136H116V138H117ZM153 136H151V137H153ZM160 136V138H162ZM172 136H173V134H172ZM171 136V137H172ZM188 136V135H187ZM193 136V135H192ZM204 136V135H203ZM202 136V137H203ZM211 136V139L213 138L212 137V135H210ZM209 136V137H210ZM223 136V135H222ZM228 136H227V138H228ZM250 136V135H249ZM255 136V135H254ZM23 137H24V139H23ZM38 137V136H37ZM113 137V138H112ZM150 137V138H151ZM171 137H169V135H168V138L170 139ZM174 137H175V135H174ZM201 137V136H200ZM208 136H207V138L208 139H210ZM225 136H223V137H221V139L222 138H224ZM233 137H236V136H233ZM239 137V136H238ZM243 137V136H242ZM259 137V136H258ZM258 137H257V139H258ZM11 138V139H10ZM66 140H65V139ZM77 138V137H76ZM81 138V137H80ZM149 138V137H148ZM154 138H156V137H154ZM153 138V139H154ZM159 138V139H160ZM167 138V137H166ZM188 138H189V136H188ZM187 138V139H188ZM204 138H206V136H204ZM206 138V139H207ZM216 138H218V137H216ZM240 138V137H239ZM249 138V137H248ZM247 138V139H248ZM251 138V137H250ZM10 139V140H9ZM75 139V140H74ZM84 139H85V137H84ZM152 139V138H151ZM152 139V140H153ZM181 139V138H180ZM198 139V138H197ZM224 139H226V138H224ZM224 139H223V141H224ZM232 139V138H231ZM246 139V140H247ZM35 140V139H34ZM37 140H40L39 138L37 139ZM146 140V139H145ZM157 139H154L153 140V143L156 141ZM172 140L174 141L175 139H173V137H172ZM172 140H170V141H172ZM203 140V139H202ZM202 140H201V142H202ZM219 140V139H218ZM217 140V141H218ZM234 140H239V139H232V142L234 141ZM242 140H244V138L242 139ZM245 140V141H246ZM250 140V139H249ZM261 140V139H260ZM264 139L262 138V141H263ZM28 141V140H27ZM30 141V140H29ZM69 141L70 142H72V143H74L73 145L74 146H72V144H69ZM107 141H109V142H107ZM151 140H149V142H150ZM172 141V142H173ZM179 141V139L177 140V141H174V142H178ZM188 141V140H187ZM190 141V140H189ZM193 141V140H192ZM192 141H190V142H192ZM194 141V142H195ZM208 141V140H207ZM207 141H206V144H208L209 145V142H210V140L208 141V143H207ZM217 141L216 142H214V143H217ZM221 141V140H220ZM220 141H218V142H220ZM253 144H255L256 142H258L259 141V139H258V141H254V140H250ZM255 143H254V142ZM113 142V141H112ZM121 142V141H120ZM147 142H148V140H147ZM158 142H157V144H158ZM189 142V143H190ZM195 142V143H196ZM201 142H200V144H201ZM203 142H205V141H203ZM212 142V141H211ZM228 142H229V140H228ZM231 142V143H232ZM236 142H240V141H236ZM242 142V141H241ZM244 142V141H243ZM250 142V143H251ZM34 143V142H33ZM129 143V142H128ZM134 143V142H133ZM145 143H146V141H145ZM145 143L143 142V144L145 145ZM152 143V147L153 146H155L156 147V149L158 148L159 149V147L160 146H156L155 144H153ZM156 143V142H155ZM180 143H181V141H180ZM193 143V142H192ZM194 143V144H195ZM223 143V142H222ZM246 142H244L243 144H241V145H243V146H245L244 144H245ZM248 143V142H247ZM246 143V144H247ZM249 143V145H251ZM142 144V145H143ZM151 143H149V145H150ZM174 144V143H173ZM182 144V143H181ZM186 144V143H185ZM193 144V145H194ZM199 144V143H198ZM203 144V143H202ZM201 144V145H202ZM218 144V143H217ZM221 144V143H220ZM234 144L235 143H233L232 145H233V147H236L237 145H235L234 146ZM238 144V143H237ZM261 144V145H260ZM262 142H259V144L258 145H260L259 146V148H261V147H263L262 146ZM93 145V144H92ZM129 145V144H128ZM138 145V144H137ZM146 145H147V143H146ZM145 145V146H146ZM164 145V144H163ZM180 145V144H179ZM179 145H177L176 144V147H177V149L179 150L180 148H178V146ZM191 145V144H190ZM192 145V146H193ZM204 145V144H203ZM225 145H226V142H225ZM224 145V143H223V147L225 146ZM228 145V144H227ZM226 145V146H227ZM231 144H229L228 145V149H229V146H230ZM241 145H239V147L241 146ZM19 146V145H18ZM97 146V145H96ZM126 146V147H125ZM168 146V145H167ZM170 146V145H169ZM184 146V145H183ZM189 146V145H188ZM195 146V145H194ZM207 146V145H206ZM214 146H216V145H214ZM219 146V145H218ZM226 146H225V148H226ZM243 146H242V148H243ZM247 146H248V144H247ZM256 147H258L257 146V144L255 145ZM41 147V148H40ZM102 147H100V149L102 148ZM128 147H130V146H128ZM146 147H148V146H146ZM151 147V146H150ZM163 147H164V149H163ZM172 147H175V145L174 146H172ZM171 146H170V148L173 150V148H172ZM199 147H201V146H199ZM202 147H204V146H202ZM217 147V146H216ZM40 148V149H39ZM99 148V146L97 147V149ZM139 148V149H138ZM149 148V147H148ZM169 148V147H168ZM193 148V147H192ZM210 148V147H209ZM211 148H214L213 146L211 147ZM218 148V147H217ZM230 148H232V147H230ZM241 148V147H240ZM251 148V147H250ZM249 148V150L251 151L252 149H250ZM96 149V150H97ZM103 149H102V151H103ZM123 149V150H122ZM150 149V148H149ZM161 149V148H160ZM159 149V150H160ZM183 150H184V148H182ZM181 149V150H182ZM198 149V148H197ZM205 149V148H204ZM206 149H207V147H206ZM224 151L226 150V149H224V148H222ZM227 149V150H228ZM235 149V148H234ZM246 149H247V147H246ZM246 149L244 148L243 150H244V152L245 153H247L246 152ZM262 149V148H261ZM127 150V151H126ZM148 150V151H147ZM168 150V149H167ZM177 150V151H178ZM186 150H187V148H186ZM189 150V153H190V149H188ZM200 150H202V149H200ZM213 151L215 150V149H212ZM212 150H211V152H212ZM230 150V149H229ZM228 150V155L229 154H231V153H229V152H231V151H229ZM236 150H238V148L236 149ZM236 150H235V152H236ZM264 150V149H263ZM98 151V150H97ZM100 152H101V150H99ZM142 151V152H141ZM166 151V150H165ZM169 151H171L170 149H169ZM173 151H175L176 152V150H173ZM172 151V152H173ZM185 151V150H184ZM183 151V152H184ZM197 151V150H196ZM203 151H205L206 152V150H203ZM202 151V152H203ZM219 151H220V149H219ZM224 151L222 152L223 153V155H225V153H224ZM232 151H233V148H232ZM240 151V150H239ZM248 151V150H247ZM255 151H256V149H255ZM112 152H110L109 154H111ZM138 152H140V153H138ZM155 152V151H154ZM156 152H157V150H156ZM156 152H155V154H156ZM187 152V151H186ZM185 152V153H186ZM194 152V151H193ZM192 152V153H193ZM216 151H214L213 152V154L215 153ZM221 152V151H220ZM220 152H218V155H219V153ZM226 152V151H225ZM234 152V151H233ZM235 152H234V155H235ZM238 152V151H237ZM236 152V153H237ZM241 152H243V151H241ZM256 152H258V150L256 151ZM165 153V152H164ZM176 153H180V151L179 152H176ZM176 153H173V157H175L174 156V154H176ZM188 153V154H189ZM239 153V152H238ZM250 153V152H249ZM8 154H10L11 156H9V158H10V160H11V164H10V162H9V165H11V166H7V165H4V164H2V162L4 161V160H6L7 158L5 157V155H8ZM99 154V155H98ZM101 154H102V152H101ZM125 154H127V155H129L130 157H128V156H126ZM141 154H140V156H141ZM151 154H153V153H151ZM171 154V153H170ZM187 154V155H188ZM194 154V153H193ZM199 154V153H198ZM205 154V153H204ZM213 154H211L210 156H212ZM217 154V153H216ZM251 154V153H250ZM250 154H248L247 153V155H250ZM145 155H149V154H145ZM178 155H180V154H177V156ZM192 155V154H191ZM201 155H203V154H201ZM200 155V156H201ZM209 155V154H208ZM217 155V156H218ZM222 154L220 153V156H221ZM227 155V154H226ZM225 155V156H226ZM238 155V154H237ZM236 155V156H237ZM244 155H246V154H244ZM259 155V154H258ZM139 156V155H138ZM137 156V157H138ZM142 156H144V154L142 155ZM186 156V155H185ZM185 156H184V158H185ZM206 156V154L204 155V157ZM230 156H232V154L230 155ZM229 156V157H230ZM235 156V157H236ZM240 156V155H239ZM253 156H254V154H253ZM263 155L261 154V157H260V159L259 160H261V158H263L262 157ZM96 157V158H97ZM105 157H106V155H105ZM151 157V156H150ZM149 157V158H150ZM192 157H194V156H192ZM198 157V156H197ZM196 157V158H197ZM201 158L200 157V159H202L203 161H204V159L205 158ZM234 156H233V158H235ZM238 157V156H237ZM245 157V156H244ZM243 157V158H244ZM247 158H248V156H246ZM255 157V156H254ZM257 157V156H256ZM255 157V158H256ZM8 158V159H9ZM142 158V157H141ZM144 158H146V157H143V159ZM166 158V159H165ZM176 159H178V157H175ZM180 158V157H179ZM195 158V157H194ZM195 158V159H196ZM221 158V160L223 159V158H228L227 156L226 157H220ZM232 158V157H231ZM231 158H229V159H231ZM239 158V157H238ZM237 158V159H238ZM241 158V157H240ZM152 159H153V157H152ZM162 159H164L163 161H162ZM171 159V158H170ZM176 159H174V160H176ZM182 159H183V156H182ZM181 159V160H182ZM189 159H190V155H189ZM189 159H187V161L189 160ZM194 159V160H195ZM199 158H197L196 160L197 161H200V160H198ZM206 159H207V157H206ZM214 159V157L212 158V160ZM217 157H216V161H217ZM246 159V158H245ZM244 159V160H245ZM53 160V161H52ZM100 160V159H99ZM121 160H122V162H121ZM150 160H151V158H150ZM192 159H190V161H191ZM201 160V161H202ZM220 160V161H221ZM227 160V159H226ZM226 160H225V162H226ZM232 160V159H231ZM230 160V161H231ZM239 160V159H238ZM242 161V163L244 164V162H243V159H241ZM255 161H256V159H254ZM9 161V160H8ZM12 161H13V163H12ZM104 161H105V159H104ZM172 161H173V159H172ZM184 161V160H183ZM185 161H186V158H185ZM183 162L184 164L186 163V162ZM197 161H196V163H197ZM199 162V163H205L206 161H208L209 162V160H206L205 162ZM216 161L214 162H212V163H216ZM219 161V160H218ZM217 161V162H218ZM223 161L224 160H222V166L224 165L223 164ZM229 161V162H230ZM234 162L235 161H237L236 160V158H235V160H233ZM246 161V160H245ZM250 161H252V160H250ZM258 161V160H257ZM121 162V163H120ZM124 162V164H122ZM166 163L168 162L167 160L165 161ZM170 162H171V160L169 161V163H165L166 165H168L167 167H168V169H169V164H170ZM174 162V161H173ZM182 162V161H181ZM181 162H178L177 164H179V163H181ZM224 162V163H225ZM228 162V161H227ZM232 162V161H231ZM240 161H238V163H239ZM240 162V163H241ZM247 162V164L246 165H248L249 166V162L248 161H246ZM253 162V161H252ZM260 162H262V161H260ZM74 163V164H73ZM77 163V164H76ZM78 163H79V165L81 166H83V167H85L84 169L86 170V173H84V169H83V167L81 168L82 169V172L84 173V175H83V173H81L79 170H78ZM172 163V162H171ZM190 163H192V161L190 162ZM195 163V162H194ZM194 163H193V166H195L194 165ZM199 163H198V165H199ZM237 163V162H236ZM238 163H237V165H236V167L238 166L239 167V165H238ZM239 163V164H240ZM241 163V166L243 165ZM256 163H258V162H256ZM264 163V162H263ZM263 163H258V164H261V169H264V165H263V168H262V164ZM21 164H22V166H23V164H24V162L23 161H21V162H19V163H17V165H15L14 167H17V168H19V167H21ZM73 164V165H72ZM76 164V166H77V168H76V166H75V168H74V165ZM152 164V163H151ZM151 164H150V166L149 167H151ZM188 164H189V161H188ZM187 163H186V166L188 165ZM207 164V163H206ZM205 164V165H206ZM216 164H218V163H216ZM220 164V163H219ZM234 164V163H233ZM257 164V165H258ZM59 164H57V166H58ZM61 165V164H60ZM171 166H172V164H170ZM191 165V164H190ZM209 165H210V162H209ZM214 165V164H213ZM54 166V165H53ZM56 166V165H55ZM63 166V167H64ZM125 166H127L128 168H131L132 167V169H131V171L129 170V169H127V167H126V169H125ZM152 166H154V167H156L155 165H152ZM179 167H180V165H178ZM177 166V167H178ZM184 165L182 164V167H183ZM202 166V165H201ZM204 166V165H203ZM206 166H208V164L206 165ZM225 166V165H224ZM223 166V167H224ZM230 166H231V164H230ZM229 166V167H230ZM245 166V165H244ZM63 167H61V168H63ZM145 167V168H144ZM149 167H148V169H149ZM178 167V168H179ZM182 167H180V169L182 168ZM199 167V166H198ZM212 167V166H211ZM223 167H221V168H223ZM226 167H227V169H229L228 168V166L226 165ZM233 167H235L234 165H233ZM259 166H257L256 167V169L258 168ZM21 168H23V167H21ZM54 168V167H53ZM125 170H128L131 174L128 176V174H126V171H124V169ZM134 168V169H133ZM143 168V169H142ZM171 168V167H170ZM184 168H185V166H184ZM184 168H182V169H184ZM199 168H201V167H199ZM199 168H198V170H196L197 172L199 171ZM204 168V170L205 169H209V167H207V168H205V167H203ZM214 168V167H213ZM218 168V167H217ZM24 169H25V166H24ZM57 169H58V167H57ZM56 169V170H57ZM157 169V170H156ZM191 169H192V167H191ZM190 169V170H191ZM196 169V168H195ZM216 169V168H215ZM242 169H244V167L242 168ZM245 169L247 170V168H246V166H245ZM244 169V170H245ZM259 169V168H258ZM257 169V170H258ZM261 169H259L260 170V173H261ZM59 170H61V169H59ZM64 170H65V168H64ZM63 169H62V171H64ZM134 170V171H133ZM147 170V169H146ZM164 170H166V171H164ZM177 170V169H176ZM189 170V171H190ZM203 170V171H204ZM212 170V169H211ZM220 170V169H219ZM233 170H234V168H233ZM238 170H240V169H238ZM251 170V169H250ZM90 171L88 170V172L90 173ZM127 171V173H129ZM136 171H138V172H136ZM172 171V172H173ZM178 171V170H177ZM180 171V170H179ZM184 171V170H183ZM192 172L191 173H194V171L193 170H191ZM200 171H202V170H200ZM206 171V170H205ZM215 171V170H214ZM221 171V170H220ZM227 171V170H226ZM230 171H232V170H230ZM230 171H228V172H230ZM237 171V170H236ZM252 171V170H251ZM254 171H255V169H254ZM254 171H252V174H253V172ZM57 172H58V170H57ZM61 172V171H60ZM60 172H59V174H60ZM65 172V171H64ZM118 172H120L121 174H123V175H125V176H127V177H129L130 178V180H132L131 182H134L136 185H134V183L133 184H129V183H131L130 181H128L127 179L125 180V178H123L122 176H120L121 174H118ZM150 172V171H149ZM218 172V171H217ZM224 172V171H223ZM228 172H227V175H228ZM244 172V171H243ZM243 172H241V174L243 173ZM247 172H249L248 170H247ZM247 172H246V175H247ZM257 172H259V171H257ZM63 173V172H62ZM81 173V174H80ZM140 173H141V171H140ZM183 173V172H182ZM206 173V172H205ZM207 173H209V172H207ZM240 173V172H239ZM238 173V174H239ZM256 173V172H255ZM64 174V175H65ZM88 174V173H87ZM87 174H86V176H87ZM90 174H92V172L90 173ZM141 174H143V173H141ZM177 176H176V175ZM189 174V173H188ZM220 174V173H219ZM231 174V173H230ZM230 174L228 175V177H230ZM257 174H259V173H257ZM98 176H99V174H97ZM96 175V176H97ZM103 175V177H105ZM144 175V174H143ZM142 175V176H143ZM189 175H191V174H189ZM192 175H194V174H192ZM198 175H199V173H198ZM197 175V176H198ZM205 175V174H204ZM207 175V174H206ZM223 175V176H222ZM224 175H226V172L224 173V174H221V176H220V178H224ZM233 175H235L234 173H233ZM232 175V177H235V176H233ZM236 175H237V172H236ZM240 175V174H239ZM245 175V174H244ZM244 175H240V176H244ZM255 175V174H254ZM18 176V175H17ZM16 176V177H17ZM62 176V175H61ZM89 177L91 176V175H88ZM87 176V177H88ZM93 176H95L94 174H93ZM95 176V177H96ZM97 176V177H98ZM203 175H201V177H202ZM248 176V175H247ZM252 177H254L253 175H251ZM250 176V177H251ZM261 176H262V174H261ZM264 176V175H263ZM63 177V176H62ZM65 177V176H64ZM69 177V178H70ZM97 177H96V179H97ZM101 177V180H102V176H100ZM141 177V176H140ZM182 177V178H183ZM188 177V176H187ZM192 177H194V176H192ZM191 177V178H192ZM201 177H200V180H201ZM208 177V176H207ZM210 177V176H209ZM237 177H238V175H237ZM237 177H235V178H237ZM256 177V176H255ZM30 178V177H29ZM43 178H44V176H43ZM42 178V180L44 181V179ZM67 178V177H66ZM84 178H86V177H84ZM128 178V179H129ZM142 178V177H141ZM203 178V177H202ZM225 178H227V177H225ZM234 178V179H235ZM240 179H241V177H239ZM238 178V179H239ZM246 178V177H245ZM258 178H259V176H258ZM261 178H263V177H261ZM62 179V178H61ZM72 179V180H73ZM86 179H89L90 181H91V183L93 184V183H95L93 180H91V177L90 178H86ZM175 179H177L178 181H176ZM206 180H207V178H205ZM204 179V180H205ZM218 179V178H217ZM231 179V178H230ZM233 179V178H232ZM239 179V180H240ZM249 180H250V178H248ZM252 179V178H251ZM255 178H253V180H254ZM24 180V179H23ZM47 180V179H46ZM63 180V179H62ZM85 180V179H84ZM98 180V179H97ZM103 180L105 181V178H103ZM198 180H199V178H198ZM235 180H237V179H235ZM238 180V181H239ZM244 180H246V179H244ZM252 180V181H253ZM257 180V179H256ZM67 181V180H66ZM87 181V180H86ZM90 181H88V182H90ZM93 181V182H92ZM104 181L102 182V183H104ZM202 181H203V179H202ZM210 180H208V182H209ZM236 181L237 183H240V182H243V181ZM252 181H250V183L252 182ZM42 181H40L39 183H41ZM69 181H67L66 183H68ZM70 182H72V181H70ZM80 182H85V181H83V179H81L80 180ZM88 182H86V184H88ZM99 182H101L100 181V179H99ZM109 182H107V183H109ZM110 182V183H111ZM192 182H193V180H192ZM195 182V181H194ZM223 181H221L220 183H222ZM232 182V181H231ZM230 182V183H231ZM246 182V181H245ZM32 183H33V181H32ZM39 183H38V185H39ZM45 183V182H44ZM90 183V184H91ZM106 183V184H107ZM129 184V185H127V184ZM224 183V182H223ZM226 183V182H225ZM228 183V182H227ZM234 183V182H233ZM244 183V182H243ZM242 183V184H243ZM249 183V184H250ZM253 183H256V184H259V180L257 181V182H254L253 181ZM252 183V184H253ZM62 183H60L59 185L60 186H62L61 185ZM71 184V183H70ZM76 185L78 184V183H75ZM91 184V185H92ZM96 184H98V183H96ZM124 184H125V186H124ZM212 184H214V182H212ZM229 184V183H228ZM228 184H226V185H228ZM236 184V183H235ZM248 184V185H249ZM261 185H263L262 183H260ZM21 185V186H20ZM32 185V184H31ZM80 185H82V183H80ZM100 185V187L102 186L101 184H99ZM99 185H96L97 187L99 186ZM105 185V184H104ZM102 186V187H104V189L102 188V190H103V193L105 192L104 190H105V188L109 185H105V186ZM114 184H112L111 185V187L109 186V188H108V192H109V190H110V188H113L114 186H113ZM121 185H120V187H121ZM204 185V184H203ZM215 185V184H214ZM224 185V184H223ZM224 186L226 189L225 190H223L224 192H225V194H223L222 192H220V193H222L223 195H222V197L224 196V198L227 200V193L228 192H233L232 194H235V192L236 191H243L244 192V195L245 196H247L252 190H255L254 188H252L253 187V185L250 187V188H248L247 190H249V189H251L250 191H247V190H245V188H246V186H248V185H246L245 186V184H244V186H245V188H242V186L243 185H241V183H240V185H241V187H239V185H234V184H230V185H228V186ZM251 185V184H250ZM45 186V185H44ZM51 186V185H50ZM83 186L85 187V186H88V185H85V183H83ZM83 186H81V187H83ZM90 186V185H89ZM219 186V185H218ZM257 186V185H256ZM259 186V185H258ZM257 186V187H258ZM52 187V186H51ZM57 187V186H56ZM92 187H95L94 185L92 186ZM99 187V188H100ZM181 187V190L179 189ZM216 187H217V185H216ZM223 187V186H222ZM58 188H59V186H58ZM86 189V191H87V187H85ZM115 188V187H114ZM113 188V189H114ZM215 188V187H214ZM24 191H23V190ZM44 189V188H43ZM89 189H91L90 187H89ZM88 189V190H89ZM94 189V188H93ZM113 189H112V191H113ZM120 189V188H119ZM197 189V188H196ZM200 189V188H199ZM216 189V188H215ZM258 189V188H257ZM257 189H256V191H257ZM259 189L260 190H262L263 192H264V185L263 186H260L259 187ZM39 190V191H38ZM45 190V189H44ZM46 190H47V188H46ZM95 190L96 189H94V190H90L92 193H94L95 192ZM97 190H100L101 191V188L100 189H98L97 188ZM165 190V191H166ZM259 190V191H260ZM89 191V192H90ZM167 191H166V194H167ZM204 191V190H203ZM59 192V194H61L60 192H61V189L58 191ZM63 192V191H62ZM65 192H66V194H67V190H65ZM70 192V191H69ZM99 192V191H98ZM107 192V191H106ZM110 192H111V190H110ZM109 192V193H110ZM196 192V190L194 191V193ZM71 194H72V192H70ZM69 193V194H70ZM74 193V192H73ZM102 193V192H101ZM109 193H104V194H106L107 195V198H108V194ZM161 193V192H160ZM252 193H253V191H252ZM251 193V194H252ZM35 194H37V195H35ZM69 194H67V195H69ZM96 194V193H95ZM99 194V193H98ZM110 194H113V192L112 193H110ZM109 194V197L111 196V199H112V197H113V195H110ZM124 194H125V196H124ZM155 194V195H154ZM165 194V193H164ZM165 194V195H166ZM199 194H200V192H199ZM203 194V193H202ZM231 194V193H230ZM102 195L103 194H101V197H102ZM114 195V197H116ZM159 196V197H155V196ZM164 195V196H165ZM194 195V194H193ZM207 195V194H206ZM261 195V194H260ZM103 196H105V195H103ZM121 196V197H122ZM198 196H200V195H198ZM221 196V195H220ZM230 196V195H229ZM234 196V195H233ZM233 196H231V198L233 197ZM249 196L251 197V195L249 194ZM249 196H248V198H249ZM60 197V196H59ZM80 197H82V196H79V198ZM168 198H169V196H167ZM167 197H165V198H167ZM173 196L171 195V199H172V201H175V200H173L174 199V197L172 198ZM194 197H197V196H194ZM202 197V196H201ZM243 197V196H242ZM22 198V200H23V198H25V197H21ZM83 198V197H82ZM105 199H107L106 198V196L104 197ZM120 197H118V198H114V200L113 201H116L117 199H119ZM167 198V199H168ZM177 198H175L176 200H177ZM28 199V198H27ZM45 199V198H44ZM104 199V200H105ZM161 199H162V197H161ZM196 199V198H195ZM240 199V198H239ZM246 199V198H245ZM264 199V198H263ZM26 200V199H25ZM41 200V199H40ZM87 201L88 199H86V197H84L83 198V202H79L77 205H80V204H84L85 203V201ZM121 200H122V198L120 199V200H118L119 201V204H120V202H121ZM128 200V199H127ZM126 200V201H127ZM130 200V199H129ZM128 200V201H129ZM241 200V199H240ZM247 200V199H246ZM43 201V200H42ZM61 201V200H60ZM112 200L110 201L109 200V202H113ZM117 201V202H118ZM122 201H124V200H122ZM128 201H127V205L126 206H129V204L131 203V201H130V203H128ZM164 200L162 199V202H163ZM168 201V200H167ZM178 201V200H177ZM176 201V202H177ZM199 201V200H198ZM243 201V200H242ZM252 201H254V200H252ZM259 201V200H258ZM258 201H257V203H258ZM27 202V201H26ZM76 202H78V201H76ZM88 202V201H87ZM124 202H122L123 203V206L125 205L124 204ZM136 202V201H135ZM134 202V203H135ZM138 202H136V204L138 203ZM209 202V201H208ZM207 202V203H208ZM220 202V201H219ZM245 202V201H244ZM255 202V201H254ZM261 202V201H260ZM1 203V202H0ZM24 203H25V201H24ZM40 203V202H39ZM108 203V202H107ZM114 203H116V202H113V204ZM167 203H170V200H169V202H167ZM214 203V202H213ZM9 204V203H8ZM74 204V203H73ZM89 204V203H88ZM178 204V203H177ZM7 205V204H6ZM19 205V204H18ZM70 205V204H69ZM75 205V204H74ZM85 205V204H84ZM86 205H87V203H86ZM85 205V206H86ZM116 205L118 206V204L116 203ZM121 205V204H120ZM119 205V206H120ZM133 205H134V207H136V205L135 204H132L131 203V206L133 207ZM137 205H139V204H137ZM146 205V206H147ZM174 205H176L175 203H174ZM173 205V206H174ZM217 205V204H216ZM258 205H261V203L260 204H257V207H258V210H259V208L260 209H262V207L263 206H258ZM264 205V204H263ZM5 206V205H4ZM9 206V205H8ZM7 206V207H8ZM13 206H16V205H13ZM24 206V205H23ZM81 206V205H80ZM122 206V205H121ZM141 206H143L142 204H141ZM141 206H137V208L138 207H140V209L142 208ZM145 206V205H144ZM179 206V205H178ZM178 206H177V208H178ZM184 206V205H183ZM226 206V205H225ZM249 206V205H248ZM73 207V206H72ZM77 207H79V206H77ZM76 207V208H77ZM81 207H83V205L81 206ZM87 207V206H86ZM90 207H91V205H90ZM92 207H93V205H92ZM132 207L130 208L131 210H132ZM202 207V206H201ZM255 207H256V205H255ZM10 208V207H9ZM12 208V207H11ZM65 208H66V206H65ZM88 208V207H87ZM129 208V207H128ZM173 208V207H172ZM183 207H181V209H182ZM237 208V207H236ZM61 209V210H60ZM73 209V208H72ZM86 209V208H85ZM89 209V208H88ZM129 209V210H130ZM135 209V208H134ZM139 208H138V210H140ZM146 209V208H145ZM147 209H148V206H147ZM147 209H146V211H144V208L143 209H141V210H143L144 212H147ZM153 209V208H152ZM152 209H150L151 211V213H152V211L154 210H152ZM163 209H164V207H163ZM162 209V210H163ZM180 209V210H181ZM205 209H207L206 207H205ZM226 209V208H225ZM254 209H256V208H254ZM253 209V210H254ZM264 209V208H263ZM263 209H262V214H263ZM4 210H6L5 208H4ZM12 209H10V211H11ZM25 210V211H26ZM76 210H78V208L76 209ZM87 210V209H86ZM85 210V211H86ZM136 210V209H135ZM137 210V211H138ZM188 210V209H187ZM201 210H202V208H201ZM200 210V212L203 214H205V215H209V213L211 212H209L208 213V211L206 212V211H201ZM219 210V209H218ZM229 210H230V208H229ZM239 210H241V209H239ZM13 211V210H12ZM25 211H24V213H25ZM64 211V210H63ZM81 211H83V208H82V210ZM84 211V212H85ZM88 211V213H89V211H91V210H87ZM87 211H86V214H88L87 213ZM132 211H134V210H132ZM132 211H131V213H132ZM137 211L135 212V213H137ZM143 211H141V212H143ZM173 210L171 209V212H172ZM184 211H185V209H184ZM227 211V210H226ZM237 211V210H236ZM256 211V210H255ZM254 211V212H255ZM18 212H19V210H18ZM23 212V211H22ZM79 212V211H78ZM77 212V213H78ZM133 212V213H134ZM139 212V211H138ZM156 212H157V210H156ZM160 212H161V210H160ZM159 212V213H160ZM199 212V213H200ZM220 212V211H219ZM224 212V211H223ZM249 212V211H248ZM257 212V211H256ZM259 212V211H258ZM261 212H259L258 214H260ZM1 213V212H0ZM6 213V212H5ZM9 213V212H8ZM69 213V212H68ZM76 213V214H77ZM82 213V212H81ZM81 213H79V214H81ZM148 213H149V209H148ZM155 212H153L152 214H154ZM158 213V214H159ZM165 213H167L166 211H165ZM165 213L164 214H162L161 216H162V219H161V221H160V219H159V221L160 222H162L163 220H165L166 219V215H165ZM190 213V212H189ZM22 214V213H21ZM21 214H18L17 215V213H15V211H13L12 213H11V215L9 216V218H10V220L12 219L13 221H14V223H17V221L15 222V219L16 218H18V220L20 219L19 218V215H21ZM75 214V213H74ZM79 214H77V215H79ZM107 214V213H106ZM109 214V213H108ZM139 215H140V213H138ZM137 214V215H138ZM142 214V213H141ZM145 214V213H144ZM175 214H177V211L175 212ZM225 214H226V217H228V219H231V218H233V217H229L228 216V214L225 212ZM230 214V213H229ZM251 214H253V212L251 213ZM251 214L250 215H248L249 216V218L248 219H250L251 218ZM261 214V215H262ZM6 215H8V214H6ZM24 215V214H23ZM85 215V214H84ZM93 215V214H92ZM154 215H157L156 213L154 214ZM153 215V216H154ZM160 215V214H159ZM158 215V216H159ZM165 215V216H164ZM184 215V214H183ZM182 214H181V217H184ZM220 215V214H219ZM231 215V214H230ZM234 215V214H233ZM242 215V214H241ZM255 217L257 216V213H256V215H255V213L253 214ZM252 215V216H253ZM41 216H40V218H41ZM60 216V217H59ZM98 216H100V215H98ZM97 216V218H98V220L97 219H95V217H94V219L95 220H93V218H92V220L95 222V225L96 224H99L100 223V221L103 219H101V220H99L100 218ZM131 216H132V214H131ZM133 216L134 217H136V214L134 215L133 214ZM143 216V215H142ZM141 215L140 216H138V219L140 218V217H142ZM151 215H150V213H149V216L148 217H150ZM153 216H151V219H152V217ZM157 216V217H158ZM171 216H172V214H171ZM170 215L167 217L168 219H173V221L170 219L169 220V222H171L172 221V223L174 222V220H175V224H177L178 222H176V221H178V220H176L177 218H172ZM174 216V215H173ZM236 216V215H235ZM0 217H5L6 218V216H3V215H1ZM21 217V216H20ZM30 217V216H29ZM59 217V218H58ZM79 217H81V215L79 216ZM84 217V216H83ZM87 217H89V216H87ZM103 217V216H102ZM106 217H109V216H106ZM111 217H113V216H111ZM115 217V216H114ZM144 217H146V215L144 216ZM163 217H165L164 219H163ZM176 217H178V219L180 218L179 216H177L176 215ZM225 217V218H226ZM245 217H247V215L246 216H244L243 215V217L242 216H240V215H238V216H236V217H234L233 218V220H231L230 221V223L228 222L229 220L227 219V221H226V224L227 223H229V224H231L232 226H233V228L237 225V223H238V225H239V223H241L242 225H243V227H245V225L246 226H248V224H247V222H246V218ZM260 217V216H259ZM9 218H7V219H9ZM90 219H91V216L89 217ZM115 218H119V215L117 216V217H115ZM130 218V217H129ZM185 218V217H184ZM191 218V217H190ZM189 217L188 218H185L186 220V224L188 225L189 223L191 224L192 222H194V221H190L191 219H190ZM210 218V217H209ZM218 218H221V217H218ZM218 218H217V220H218ZM254 218V217H253ZM252 218V219H253ZM257 218H258V216L256 217V220H257ZM262 218V217H261ZM260 218V219H261ZM37 219H39V218H37ZM86 219H88V218H86ZM86 219H85V221H86ZM104 219H106V221H108L107 220V218H105V216H104ZM142 219L143 218H141V221H142ZM145 219V218H144ZM148 219L149 218H147V221H148ZM150 219V221L152 222V221H154V220H156L157 222H159L158 221V219H156V217L155 218H153V220H151ZM187 219H189V221L187 220ZM259 219V218H258ZM260 219L258 220V221H260ZM11 220V221H12ZM79 220V219H78ZM82 220V218H80V222H85V221H81ZM91 220V221H92ZM98 221V223H96L97 221ZM112 220V219H111ZM109 221V222H112V221ZM118 220H120V219H118ZM125 220V219H124ZM167 220V219H166ZM165 220V221H166ZM180 220V219H179ZM216 220V222H218ZM254 220H255V218H254ZM253 220V221H254ZM256 220L254 221V223L256 222ZM261 220H263V219H261ZM5 221H7V220H5ZM5 221H3L2 220V218H0V225H2L1 226V228L2 227H4V228H8V227H11V226H9V224H7L8 223V221H7V223L5 222ZM72 221V220H71ZM116 221V219H114L113 220V222H115ZM121 221V220H120ZM184 221V220H183ZM197 221H199V219L197 220ZM196 221V222H197ZM220 221H221V224L224 226V224H223V221H222V218L220 219ZM225 221V220H224ZM245 221V222H244ZM250 221V220H249ZM257 221V222H258ZM73 222V221H72ZM88 222V221H87ZM93 222V223H94ZM101 222H104V221H101ZM117 222V221H116ZM126 222V224H127V221H125ZM130 222V221H129ZM136 222V221H135ZM157 222H155L154 221V223H157ZM181 222H182V218H181ZM187 222H189V223H187ZM201 222V221H200ZM200 222H199V224H200ZM207 222V221H206ZM10 223H13V222H10ZM73 223H75V222H73ZM82 223V224H83ZM92 222H90V224H91ZM105 223V222H104ZM104 223H100V225H101V227L100 228H103L104 226H103V224ZM107 223V222H106ZM132 223V222H131ZM137 223V222H136ZM150 223V222H149ZM147 224V225H150V224ZM167 223H168V221H167ZM167 223H163V225L161 224V226L160 227H162V226H164V224H166L167 225ZM172 223H168V225H170V226H172L173 224ZM195 223V222H194ZM225 223V222H224ZM246 223V224H245ZM261 223V222H260ZM108 224V223H107ZM106 224V225H107ZM115 224H117V226L119 225V226H121V223H115ZM115 224H113V225H115ZM123 224V223H122ZM126 224H123L122 225V227H124V225H126ZM141 224V223H140ZM140 224H138L137 225V229L139 230L140 228H142V225H140ZM158 225H160L159 223H157ZM172 224V225H171ZM178 224H180V223H178ZM177 224V225H178ZM256 224V223H255ZM263 224V223H262ZM16 224H13V226H15ZM72 225V224H71ZM70 225V228L72 227L73 228V226H75V225H77V224H73V226H71ZM83 225H87V227H85V228H88V223H85V224H83ZM82 225V226H83ZM95 225L93 226V227H95ZM109 225H110V223L108 224V227H109ZM131 225V224H130ZM130 225L129 226H127L128 228H130ZM136 225V224H135ZM147 225H144V227L145 226H147ZM166 225H165V227H166ZM183 225H185V223L183 222ZM186 225V226H187ZM194 225V224H193ZM203 225L205 226V224L203 223ZM217 225H219V224H217ZM231 225H229V227L231 226ZM254 225V224H253ZM257 225H259V223L257 224ZM12 226V227H13ZM17 226V225H16ZM15 226V227H16ZM66 226V227H67ZM78 226V225H77ZM92 226V225H91ZM99 226V225H98ZM116 226V225H115ZM156 226V225H155ZM176 226V225H175ZM174 226V227H175ZM181 226H182V224H181ZM204 226H202L203 228H207V227H204ZM211 226V225H210ZM214 226V225H213ZM231 226V227H232ZM240 226V225H239ZM14 227V228H15ZM19 227V225L17 226V228ZM76 227V226H75ZM74 227V229L76 230V228ZM90 227V226H89ZM97 227V226H96ZM105 227H107V226H105ZM108 227H107V229H105V230H111L110 228H112V227H110L109 229H108ZM153 227V226H152ZM159 227V228H160ZM168 227V226H167ZM173 226H172V228H174ZM179 227V228H178ZM177 228L179 229V232L181 231L180 230V226H178ZM182 227H184V226H182ZM182 227H181V229H182ZM189 227H191L190 225H189ZM201 227V228H202ZM220 227V226H219ZM225 227V226H224ZM228 227V228H229ZM238 227V226H237ZM241 227V226H240ZM242 227V228H243ZM249 227V226H248ZM259 227H260V225H259ZM258 227V228H259ZM263 227V226H262ZM3 228V229H4ZM69 228V227H68ZM68 228H67V231H68ZM84 228V229H85ZM98 228V227H97ZM124 228H126V227H124ZM158 228V229H159ZM169 229L171 228V227H168ZM185 228V227H184ZM187 228H188V226H187ZM208 228H211V227H208ZM208 228H207V230H208ZM215 228V227H214ZM242 228H240V230L239 231H241V229ZM246 228V227H245ZM244 228V229H245ZM257 228V229H258ZM74 229L73 230H69V231H73V234H75V232H74ZM90 229V228H89ZM114 229H115V227H114ZM118 230H121L122 228H120L119 229V227L117 228ZM116 229V231L118 232V230ZM127 229V228H126ZM132 229H134L133 228V225H132ZM136 229V228H135ZM156 229V228H155ZM163 229V228H162ZM162 229H160V230H162ZM167 229V228H166ZM165 229V231H167L168 232V230L169 229H167L166 230ZM176 229V228H175ZM220 229V228H219ZM239 229V228H238ZM244 229H242L243 231H242V233H244ZM1 230V229H0ZM18 230V229H17ZM31 230H33V232L31 231ZM86 230V229H85ZM98 230H99V228H98ZM100 230H102V229H100ZM100 230L98 231V232H100ZM123 230V229H122ZM125 230V229H124ZM129 230V229H128ZM177 230V229H176ZM185 230H186V228H185ZM192 230H194V228L192 229ZM192 230H191V232H192ZM202 230L203 229H199V232L198 233H200V231L202 232ZM221 230V229H220ZM246 230H248V228H246ZM245 230V232L247 233V231ZM250 230V229H249ZM4 231H6V229H4ZM3 231V232H4ZM25 231V232H26ZM54 231V232H53ZM66 231V232H67ZM69 231H68V233H69ZM86 231H88V230H86ZM90 231V230H89ZM108 231V232H109ZM156 231V230H155ZM171 232H172V230H170ZM173 233H177V232H175V230L173 229ZM188 231H189V228H188ZM196 231H198V230H196ZM203 231H205V229L203 230ZM210 231V230H209ZM229 231H231V232H233L234 233V231H232L231 229H229ZM20 232V233H21ZM61 232V233H60ZM65 232V233H66ZM102 232V231H101ZM115 233V230L114 231H112V233ZM120 232V231H119ZM135 232V231H134ZM160 232V231H159ZM187 232V231H186ZM207 232V231H206ZM213 232V231H212ZM256 232H257V230H256ZM260 232V231H259ZM8 233V232H7ZM16 233V232H15ZM19 233V234H20ZM67 233V234H68ZM72 233V232H71ZM70 233V234H71ZM90 233V232H89ZM91 233H93V232H91ZM97 233V232H96ZM104 233V232H103ZM160 233H162V232H160ZM164 233V232H163ZM162 233V234H163ZM180 233H182V231L180 232ZM203 233V232H202ZM201 233V234H202ZM208 233V232H207ZM207 233H204V234H207ZM210 233V232H209ZM221 232H219V234H220ZM223 233V232H222ZM230 233V232H229ZM228 233V234H229ZM233 233H231V234H229V236L231 237V238H234L233 237ZM264 233V232H263ZM3 234V233H2ZM1 234V235H2ZM23 234V233H22ZM22 234H20V235H22ZM27 234H24L25 236L27 235ZM97 234H100V233H97ZM106 235H108L107 233H105ZM140 234V236H141V233H139ZM148 234V233H147ZM154 234V233H153ZM165 234H168V233H165ZM164 234V235H165ZM179 234V233H178ZM187 234V233H186ZM186 234H184V235H186ZM197 234V233H196ZM200 234V235H201ZM250 233L248 232V234H245V235H249ZM257 234V233H256ZM8 235H9V233H8ZM24 235H23V237H24ZM64 235V234H63ZM96 235V234H95ZM103 235V234H102ZM112 235V234H111ZM137 235V234H136ZM155 235H158V234H156L155 233ZM159 235H161V234H159ZM158 235V236H159ZM164 235H162V237L164 236ZM169 235V234H168ZM168 235H166V236H168ZM170 235H172V234H170ZM182 235V234H181ZM184 235H183V237H184ZM192 235H193V233H192ZM208 236L210 235V234H207ZM206 235V237H208ZM211 235H213V237H214V234L213 233H211ZM224 235V234H223ZM226 235V234H225ZM225 235L223 236L224 238H225ZM238 235H240V234H238ZM28 236V235H27ZM32 236V235H31ZM58 236V237H57ZM65 236V235H64ZM63 236V237H64ZM75 236V235H74ZM76 236H77V233H76ZM88 236V238L87 239H89V234L87 235ZM93 236V235H92ZM104 236V235H103ZM120 236V235H119ZM154 236V235H153ZM158 236H156V237H158ZM174 236V237H173ZM188 236V235H187ZM193 236H195V234L193 235ZM197 236V235H196ZM205 236V235H204ZM217 236V235H216ZM1 237V236H0ZM3 237V236H2ZM7 237V236H6ZM20 237V236H19ZM34 237H32V239L34 238ZM62 237V236H61ZM78 237V236H77ZM97 237V236H96ZM100 237V236H99ZM99 237H97V238H99ZM108 237V236H107ZM126 237H127V235H126ZM155 237V236H154ZM154 237H153V239H154ZM161 237V238H162ZM169 237H171V236H169ZM172 237L176 240V238L175 237H179V235H172ZM171 237V238H172ZM182 237V238H183ZM202 237V238H201ZM206 237H203V234H202V236H200L199 238L200 239H204V238H206ZM211 237V236H210ZM219 237V236H218ZM226 237H227V235H226ZM246 237V236H245ZM262 237H263V235H262ZM12 238V237H11ZM22 238V237H21ZM25 238V237H24ZM23 238V239H24ZM69 238V237H68ZM91 238V237H90ZM93 238V237H92ZM97 238H95V239H97ZM105 238V237H104ZM104 238H101L102 240L104 239ZM109 238V237H108ZM118 238V237H117ZM138 238V237H137ZM170 238V239H171ZM173 238L171 239V240H173ZM180 238V237H179ZM178 238V239H179ZM192 238V237H191ZM196 238V237H195ZM194 237H193V240L195 239ZM220 238V237H219ZM223 238V239H224ZM249 238V237H248ZM8 239V238H7ZM13 239V238H12ZM26 239V241H25V243H26V246H27V244H29V243H31L32 244V241L31 242H29V239H31V237L29 238V237H26L25 238ZM31 239V240H32ZM83 239V238H82ZM86 239V240H87ZM101 239H99V241H102ZM111 239V238H110ZM109 239V240H110ZM132 239V238H131ZM157 240L156 241H158V239H160V238H156ZM167 239H168V237H167ZM198 239V238H197ZM211 241H212V239L211 238H209ZM223 239L221 240V238H220V243H221V241H223ZM226 239V238H225ZM6 240V239H5ZM5 240L3 241V239L1 240V241H3V242H5ZM34 241H35V239H33ZM37 240V239H36ZM85 239H83V241H84ZM84 241V242H86V243H84V244H87V241ZM106 241H107V238L105 239ZM105 240H103L104 242H105ZM138 240V239H137ZM148 240V239H147ZM162 240H163V238H162ZM165 240H166V238H165ZM191 240V239H190ZM190 240L188 239V241L190 242ZM193 240H191V241H193ZM196 240V239H195ZM194 240V244H196L195 241ZM208 240V239H207ZM216 240H219V239H216ZM235 240V239H234ZM11 241V240H10ZM49 241V240H48ZM57 241H59V240H57ZM98 241V240H97ZM98 241V242H99ZM103 241H102V243H103ZM116 241V240H115ZM118 241V240H117ZM140 241V240H139ZM168 241V240H167ZM167 241H162V243L163 242H166L167 243ZM179 241L180 242H184V240H182L181 241V239H179ZM187 240L185 239V242H186ZM225 241H227V240H225ZM245 241V240H244ZM9 242V241H8ZM23 242V241H22ZM39 242V241H38ZM42 242V241H41ZM44 242V243H45ZM51 242V241H50ZM54 242H56V241H54ZM60 242V241H59ZM92 242V241H91ZM94 242V241H93ZM95 242H96V240H95ZM98 242H96V243H98ZM109 242V241H108ZM108 242H106V243H104V244H108ZM128 242V241H127ZM158 242H160V241H158ZM169 242H170V240H169ZM168 242V243H169ZM174 242V241H173ZM172 242V243H173ZM178 242V241H177ZM177 242H176V244H177ZM184 242V245L183 244H181V245H183V246H189V244L188 245H185L186 243ZM198 242H202L203 243V241L202 240H200L199 241V239H198ZM197 242V243H198ZM206 242V241H205ZM210 242V241H209ZM209 242H207L208 244H209ZM212 242H214V238H213V241ZM217 242V241H216ZM215 242V243H216ZM257 242H258V240H257ZM264 242V241H263ZM262 242V243H263ZM43 243V242H42ZM57 243V242H56ZM90 243V242H89ZM88 243V244H89ZM95 243V244H96ZM101 243V244H102ZM140 243V242H139ZM141 243H143V241L141 242ZM154 243H155V241H154ZM165 243V244H166ZM171 243V242H170ZM169 243V244H170ZM171 243V244H172ZM193 243V242H192ZM211 243V242H210ZM223 243V242H222ZM226 243H228V242H226ZM252 243V242H251ZM250 243V244H251ZM2 244V243H1ZM7 244V243H6ZM41 244V243H40ZM46 244V243H45ZM52 244V243H51ZM69 244H71V243H69ZM69 244H67L68 246L66 247V248H70V249H72L71 248V245H69ZM87 244V245H88ZM94 244V250H93V252L94 251H96V245ZM100 244V243H99ZM101 244L100 245H98V247H100L101 246ZM103 244V245H104ZM113 244V242H111V245ZM144 244H145V242H144ZM151 244V243H150ZM157 244V243H156ZM155 244V245H156ZM160 244H161V242H160ZM170 244V246H171V248L170 249H173L174 247L172 246ZM179 244V243H178ZM207 244V245H208ZM217 244H219V243H217ZM229 244V243H228ZM231 244V243H230ZM264 244V243H263ZM2 245H4V244H2ZM34 245V244H33ZM38 245V244H37ZM65 245V244H64ZM73 245V244H72ZM87 245L85 246V247H83L84 249H87V251H86V253L88 252V247H90V250H91V246H88L87 247ZM92 245V244H91ZM143 245V244H142ZM155 245H151V246H155ZM158 245H159V243H158ZM167 245V244H166ZM175 245V244H174ZM181 245L179 246V245H177V246H179V247H181ZM200 245V244H199ZM203 246L202 247H204V244H202ZM210 245V244H209ZM214 244L212 243V245H210V247H206V243H205V248H206V251H207V249L209 248H212L213 247V249H215L214 247H215V245L213 246ZM224 245V248H225V244H223ZM223 245H221V248H222V246ZM1 246V245H0ZM39 246H41L42 247V245H39ZM63 246V245H62ZM108 246V245H107ZM106 246V247H107ZM124 246V245H123ZM136 246V245H135ZM144 246V245H143ZM146 246V245H145ZM148 246H149V244H148ZM150 246V247H151ZM160 246V245H159ZM177 246H176V248L175 249H177ZM191 246V245H190ZM212 246V247H211ZM219 246H220V244H219ZM254 246V245H253ZM8 247V246H7ZM13 247H14V245H13ZM31 247V246H30ZM33 247V246H32ZM35 247V246H34ZM33 247V248H34ZM44 247V246H43ZM47 247V246H46ZM65 247V246H64ZM64 247L62 248V250H64ZM74 247V246H73ZM87 247V248H86ZM112 247V246H111ZM117 247V246H116ZM115 247V248H116ZM122 247V246H121ZM132 247V246H131ZM156 247H158L157 245H156ZM178 247V248H179ZM196 247V246H195ZM195 247L193 246V248L195 249ZM199 247V246H198ZM250 247H252L251 245H250ZM3 248H4V246H3ZM27 248V251H28V247H26ZM53 248V247H52ZM60 248V247H59ZM59 248H56L58 251L60 250ZM76 248V247H75ZM78 248H79V246H78ZM101 248H103V246L101 247ZM104 248H105V246H104ZM104 248H103V250H104ZM118 248V247H117ZM147 248V247H146ZM153 247H151V249H152ZM163 248V247H162ZM162 248H159L160 250V252H161V250L163 251L164 249H162ZM164 248H166V247H164ZM167 248H168V246H167ZM168 248V249H169ZM183 248V247H182ZM181 248V249H182ZM190 248V247H189ZM188 248V249H189ZM191 248H192V246H191ZM192 248V249H193ZM201 248V247H200ZM200 248H199V250H200ZM236 248V247H235ZM239 248V247H238ZM243 248V247H242ZM21 249V248H20ZM45 249V248H44ZM55 249V248H54ZM53 249V250H54ZM93 249V248H92ZM106 249V248H105ZM108 249H111L110 247H108ZM135 249V248H134ZM151 249H149V250H147V251H149V253L151 252ZM157 249V248H156ZM168 249H167V251H168ZM191 249V250H192ZM194 249L192 250L193 252H194ZM196 249H197V247H196ZM202 249V248H201ZM208 249V250H209ZM219 248H216V250H214L213 252H219V250H218ZM225 249H227V248H225ZM250 249H252V250H254L253 249V247L252 248H250ZM37 251L39 250V249H36ZM49 250V249H48ZM56 250V251H57ZM74 250V249H73ZM72 250V251H73ZM133 250V249H132ZM191 250H185L184 252H190ZM199 250H195L197 253H198V251ZM218 250V251H217ZM1 251L2 250H0V256H1ZM4 251V250H3ZM22 251H23V247H22ZM32 251H34V250H32ZM31 251V252H32ZM36 251V252H37ZM46 251V250H45ZM74 251H77V250H74ZM153 251V250H152ZM165 251V250H164ZM163 251V252H164ZM183 251V250H182ZM203 251H204V249H203ZM210 251V253H211V249L209 250ZM208 251V252H209ZM220 251H222V249L220 250ZM5 252H7L6 250H5ZM49 252H51L50 250L46 253V254H48ZM52 252H54V251H52ZM51 252V253H52ZM92 252V250L90 251V253ZM99 252V251H98ZM101 252V251H100ZM110 252H113V251H111L110 250ZM124 252H126V251H124ZM156 252H158V250L156 251ZM170 252V251H169ZM184 252H182L183 253V255H185L184 254ZM201 252V251H200ZM205 252V251H204ZM205 253V254H208V256L210 255V253ZM216 252L215 253H212V254H216ZM229 252V251H228ZM227 252V253H228ZM250 252V251H249ZM252 252V251H251ZM255 252V251H254ZM253 252V253H254ZM261 252V251H260ZM38 253V252H37ZM39 253H40V251H39ZM59 253V252H58ZM89 253V252H88ZM103 253V252H102ZM121 253V252H120ZM146 253V252H145ZM162 253V252H161ZM173 253V252H172ZM179 253H180V251L178 252V255H179ZM182 253H180L181 255H182ZM195 253V252H194ZM220 253V252H219ZM218 253V254H219ZM5 254V253H4ZM43 254H45V252L43 253ZM45 254V255H46ZM61 255L63 254V252L62 253H60ZM68 254V253H67ZM94 253H91V255H93ZM95 254H96V252H95ZM97 254H99V253H97ZM112 254V253H111ZM111 254H108V255H111ZM129 254V253H128ZM135 254V253H134ZM138 254V253H137ZM153 254V253H152ZM155 254V253H154ZM169 254V253H168ZM177 254V253H176ZM187 254V253H186ZM190 254H192V252L190 253ZM211 254V255H212ZM252 254V253H251ZM255 254V253H254ZM32 255V254H31ZM40 256H42L41 254H39ZM38 255V256H39ZM56 255V254H55ZM74 255V254H73ZM76 255V254H75ZM90 254H89V256H91ZM106 251H105V256L104 257H106ZM107 255V256H108ZM193 256H195L194 254H192ZM192 255H189V256H191L192 257ZM201 255H204V253L202 252V254H199V258L201 257ZM210 255V256H211ZM222 255V254H221ZM226 255V254H225ZM253 255V254H252ZM262 255V254H261ZM5 256V255H4ZM10 256V255H9ZM44 256V255H43ZM48 256V255H47ZM50 256V255H49ZM52 256V255H51ZM50 256V258H52ZM63 256H64V254H63ZM119 256V255H118ZM134 256V255H133ZM187 256V255H186ZM189 256H187V257H189ZM197 256V255H196ZM195 256V257H196ZM206 257L205 258H207L208 256L207 255H205ZM209 256V257H210ZM231 256V255H230ZM251 256V255H250ZM254 256V255H253ZM6 258L8 257L7 255L5 256ZM4 257V258H5ZM35 257H36V255H35ZM46 257V256H45ZM45 257H44V259L43 258H41L42 260H43V262L45 261H47L46 259L48 258H46L45 259ZM54 257V256H53ZM70 257V256H69ZM69 257H67V258H69ZM94 257V256H93ZM100 257V256H99ZM154 257H156V255L154 256ZM187 257H185V260H184V262L186 261H190L191 262V260H195V259H191V258H187ZM222 257H224L223 255H222ZM263 257H264V255H263ZM2 257H0V264H2V259H1ZM37 258H39V257H37ZM55 258V257H54ZM57 258V257H56ZM61 259H62V257H60ZM67 258H65V261H66V259ZM92 258V257H91ZM96 258V257H95ZM95 258H93V259H95ZM98 258V257H97ZM102 258V257H101ZM135 258H136V256H135ZM152 258V257H151ZM173 257H171V258H169L170 260L172 259ZM180 258V257H179ZM189 259V260H187V259ZM197 258V257H196ZM203 258V257H202ZM201 258V259H202ZM204 258V259H205ZM217 258V257H216ZM245 258H247V256L245 257ZM251 258V257H250ZM53 259V258H52ZM60 259V260H61ZM70 259H71V257H70ZM70 259H68L67 261H71ZM73 259V258H72ZM100 259V258H99ZM103 259V258H102ZM107 259V258H106ZM109 260H111V261H113L114 259H115V257H114V259H113V256H112V259L110 258V256H109V258H108ZM108 259H107V261H108ZM130 259V258H129ZM140 259V258H139ZM146 259V258H145ZM191 259V260H190ZM204 259H202L203 260V262L206 260H204ZM208 259V258H207ZM210 259V258H209ZM236 259V258H235ZM249 259V258H248ZM247 259V260H248ZM255 258H253V260H254ZM257 259H258V257H257ZM262 259V258H261ZM260 259V260H261ZM14 260V259H13ZM21 260V259H20ZM34 260V259H33ZM38 260V259H37ZM48 260H50V259H48ZM59 260V259H58ZM60 260H59V262H60ZM82 260V259H81ZM137 260V259H136ZM175 260H176V258H175ZM175 260H173L174 262H175ZM179 260H181V258L179 259ZM196 260H198L197 262H201V260H199V259H196ZM234 260V259H233ZM256 260V259H255ZM10 261V260H9ZM29 261V260H28ZM27 261V262H28ZM51 261V260H50ZM49 261V262H50ZM53 261H55V259L53 260ZM74 261H76V263L77 264H79L78 263V261L75 259ZM101 261V260H100ZM105 262H106V260H104ZM140 261V260H139ZM148 261V260H147ZM177 261V260H176ZM228 261V260H227ZM231 261V260H230ZM235 261H237V260H235ZM249 261H250V259H249ZM248 261V262H249ZM252 261V260H251ZM11 262V261H10ZM30 262V261H29ZM33 262V261H32ZM38 262H39V260H38ZM48 262V263H49ZM55 262H58L57 260L55 261ZM62 262V261H61ZM71 262H73V261H71ZM70 262V263H71ZM81 262V261H80ZM114 263H115V261H113ZM118 262V261H117ZM151 262V261H150ZM167 262V261H166ZM185 262V263H186ZM194 262H196V261H194ZM207 262V261H206ZM205 262V263H206ZM219 262V261H218ZM3 263H4V261H3ZM25 263V262H24ZM36 263V262H35ZM40 263L41 264H44V263H42V261L40 260ZM47 263V264H48ZM65 263V262H64ZM75 263V264H76ZM82 263V262H81ZM108 263H110L109 261H108ZM162 263V262H161ZM160 263V264H161ZM164 263V262H163ZM168 263V262H167ZM208 263V262H207ZM206 263V264H207ZM213 263V262H212ZM212 263H210V264H212ZM239 263V262H238ZM255 263V262H254ZM257 263H259L258 261H256V264ZM6 264V263H5ZM29 264V263H28ZM36 264H38V263H36ZM51 264V263H50ZM53 264V263H52ZM61 264V263H60ZM63 264V263H62ZM66 264V263H65ZM100 264V263H99ZM104 264V263H103ZM110 264H112V263H110ZM148 264H150V263H148ZM152 264H153V262H152ZM155 264V263H154ZM169 264V263H168ZM178 264H181V262L179 261V263ZM189 264H191V263H189ZM194 264V263H193ZM201 264H202V262H201ZM209 264V263H208ZM229 264V263H228ZM231 264V263H230ZM240 264V263H239ZM245 264V263H244ZM250 264H251V262H250ZM260 264V263H259Z\"/></svg>", "mask_w": 264, "mask_h": 264}, {"label": "rangeland", "instance_id": "obj_2", "mask_svg": "<svg viewBox=\"0 0 264 264\" xmlns=\"http://www.w3.org/2000/svg\"><path fill=\"white\" fill-rule=\"evenodd\" d=\"M125 1H128V0H125ZM129 1H133V0H129ZM135 1H133V3H134ZM132 3V2H131ZM132 3V4H133ZM238 10H246L245 8H241V9H238ZM66 11H70L71 13H73L74 11L76 12V10H74L73 8H72V11H71V8H68V10H66ZM69 12V13H70ZM187 12L189 13V12H191V14L189 13V15H192L195 11L193 10V13H192V10H187ZM40 13V12H39ZM194 14H196V12L194 13ZM198 14H200V13H198ZM217 18H220L219 16H216ZM72 19L75 21H72ZM115 22H117V21H115ZM75 23V24H74ZM80 24L78 21H76L75 20V18L74 17H72L71 19H69L68 20V22H66V24H65V29H64V33H65V35H66V38L67 39H65L67 42H66V44L67 45H69V47H68V50L67 49H64L65 51V53H67L68 52V54H70L69 55V57L67 56V58H70L69 59V61H66V64H65V71H66V69H68V67H69V69H71L70 68V66L73 68H75V70H74V68H73V70L75 71H73V70H70L71 72H70V74H69V72L67 73V76H66V80H65V83H63L64 82V80L63 81H60V82H58L57 83V79L55 78H53V76H54V74L55 75H57V73L58 72H53L51 75H53L52 77H51V79H49V81L51 80V82H50V85L52 86V87H54V86H59L60 85V87H59V90H62V92H63V89H64V86H66L67 84H70L71 85V87L73 86V85H75V87H72V88H74V89H77V91H75L74 89H72L71 87L69 88V85H67L68 86V88L67 89H69L68 91H67V89H66V87H65V89L66 90H64V92L63 93H65V91H66V93H68V94H66L65 93V95H64V97L66 98V96H67V98H68V100L70 99V97H71V95L72 94H74L73 96L75 97L76 95H77V99L76 98H74L73 100V103H72V100H70V101H68V105H69V103H71L72 104V106L74 107V106H77V108L75 107V108H73L72 106L70 107V105L68 106V105H66V107H69V108H66V110H67V113H69L68 111H72L73 109H78V111H80L79 112V115L81 114V112H82V116L80 115V117H83V114L85 115V114H87V113H85L86 112V109H85V107H86V104L88 103V102H90V103H92V102H94L95 103V105L97 106V107H99L100 108V111H102V112H100V111H97V115L100 117L99 119H101V116L102 117H104L105 119L106 118H108V115H109V111H110V113H113L112 114V117H109V119H111V120H108V119H106V123H103V122H105V121H103V120H105L104 118H102L101 120H100V122L101 123H99V128L101 129L103 126V124H105L104 125V129H106V128H108L109 129V127H110V129H113V126L111 125L112 123H114V121H121L122 123H124V124H122L121 125V122L119 121V124L117 123V122H115V126H114V129L115 128H117L119 125H121V128H123V130L120 128V127H118V128H120L121 130H119L118 128V131H117V129H116V131L114 132L113 130H111L110 131V129L108 130V129H106V130H104L103 128V131H105L104 133L108 136V134L110 135V133L111 132H113L112 133V136H115L114 138H113V140H111V138L108 136V138H107V136H106V139L108 140L109 138H110V140L109 141H111V144H115L114 142L116 141V143L119 145L120 144V146L122 145V144H124L126 141H127V139H129V140H132V137H134V138H136L137 137V135L135 134V135H132L134 132L136 133V132H141V129L142 128H144L145 127V129H143V132H144V136H146V132H147V136L149 137H147V138H145V137H142V138H140L141 137V134H143V133H139V136L136 138V139H138L137 140V144L135 145V141H136V139H135V141H134V138H133V142H132V144H134L136 147H138L139 146V143L141 142V140L143 139L144 141H142L141 142V145L140 146H142V147H140L141 148V150L143 149V147H145V149L143 150V151H146V149H148V150H151V149H154V151L156 152V150H157V152H156V154H155V152L153 151V152H151L150 151V153H147V152H143L142 154L140 153V152H138V153H140L141 154V156H140V154H136L135 156H134V158H139V159H142V161H146V159H148L147 161H146V164L145 165H147L148 163L147 162H149V166H150V164H151V167H149L148 165H147V168H145V169H143L144 170V172L140 169V171H141V173H143V174H141L140 173V171H139V174L140 175H138L137 173L135 174V172H132L133 174H131L128 170H125L126 169V167L127 166H125V169H124V171H126V174H128V176L131 174V175H136V177L137 178H140V179H143V180H145V176H147L148 174H152V173H156L157 171H159V170H161L162 168L163 169H166L167 171H169L170 169H172L173 168V165H174V163L176 162V165H174V166H176L175 168H173V169H175V171L176 172H174L173 170H171V172H169L168 174H170V175H174L173 173H176L177 174V172H181V175H179L180 173H178L177 175H179V177H178V179L180 178V176H182L183 174H186V171H187V175H185L183 178L181 177L180 179H182V180H184V181H186V179L187 180H189V178H190V182H189V184H191V186L193 187L194 185H196L195 186V188H193V190H192V192L193 193H190L191 194V197H188V199H190V200H186V199H184L183 198V200L182 199H179V198H177V197H175V195H173L171 192H169L168 193V191L166 190V189H163L164 190V193L166 194V191H167V194L165 195L164 193H163V191H162V189H159V191H157V192H159L158 194H159V196H155L156 198L157 197H159V200H161L160 202L162 203V204H164V202H166L165 204L167 205V204H171L172 203V205H170V208L173 210L172 212H171V209H170V211H168V208L169 207H167V210H166V206L165 205H163L161 208H160V210H161V212H160V210H158V209H156V208H154V207H149L150 205H147V204H143L142 202H138L137 200H135L136 202H138L137 204H139V205H137L136 204V202L135 201H133L132 202V200L134 199L132 196H131V198L130 197H126L127 199H124V197L122 196H118V197H120L119 199H117L116 201H113L114 200V198L116 199V198H118L115 194H114V191H115V193L116 192H118V193H116V194H121L122 193V191H124V190H122L121 192H119L121 189H123L122 188V185H121V183H119V184H115V183H112L111 181V183L109 182V179H108V177H106V175H104L105 177H103V175L101 174V173H96V171L94 172L93 170H91L90 171V169H87V173H86V168L85 167H83L82 165V167H83V169H84V173H86L87 174V176L88 175H91L90 177H91V180H93L94 178V180L96 181H94L95 183H91V181L89 180V179H86V178H90L89 176L87 177L86 176V174H85V176L84 177H86V178H84L83 176H81V178H80V180L81 179H83V181H85V182H80V180H78V182H76L75 180L76 179H78V178H76L77 177V175H74V179L73 178H71L70 176V178L68 177V175L67 174H65L66 173V166H64V165H62V163L61 162H58V160H52L54 163H55V161L57 162L56 164H53V165H50V163L48 162V161H45V160H43L41 157H40V155L38 154V153H32V152H30V151H24V152H22V149L23 148H27L28 146H26L25 144L27 143V142H31V144H33V145H36V146H40L39 144L41 143V142H43V140L44 139H42V137L39 135V134H36L37 136H34V134L32 135L31 134V131H32V129L31 128H29L28 129V127L27 126H24V125H22V124H20V123H17V121L14 123V126H11V125H6V124H4V127L6 126V128H8V130H9V132H10V134H13V136H14V138L15 139H17L19 136H20V134L21 135H24V137L26 138V143L24 142V143H21V141L20 142H18V140H17V144H15V146H17V147H14V149L15 150H17L18 151V153L19 154H22V156L20 157V158H18V160L17 161H14L15 162V165H17V163H19V162H21V161H23L24 162V164H23V166H22V164H21V167H23V168H21V167H19V168H17V167H14L15 165H14V163H13V161H12V163L13 164H11V160H10V158H9V156H11L10 154H8V155H5V157L7 158L6 160H4L3 162H2V164H4V165H7V166H11V165H13V166H11V167H8V172L12 175V177H15L16 178V180L17 181H19L20 180V183L22 184V186H23V188H25L26 190L28 189V186L27 185H25L26 184V179H27V184H28V182H29V180H31V184H30V182H29V188H33V187H35L36 189H34V190H36L37 191V189H39L40 187L39 186H41L42 184H44V185H42L41 187L42 188H40V190L42 189L43 190V192H45V191H51V189H53V188H55L56 189V191H57V195H54V196H56L57 198H59L58 199V202L59 203H61V204H59L60 206H61V214L62 215H64V216H62L61 218H60V220H66L65 222L68 224V222L70 221L71 222V226H73V224L75 225V224H77V225H75V226H73V228L71 227L70 228V225L68 224V226L66 227V226H63L64 227V230L62 229V225H60L59 226V224L57 223V228H56V230H57V235L59 234V231H61L62 230V233H63V231H65V228H66V231H67V228H68V231L71 229V230H73L74 229V227L76 228V230L74 229V232H75V234H73V231H69V233H68V231L65 233H63L62 235L61 234H59V236L60 237H58L57 238V240H59V241H57L56 240V237L54 238V236H52L53 238L52 239H48L47 240V242H45L44 241V239H38V238H35L34 236H33V234H35V233H32V234H29V233H31L30 231H26V230H23L24 232H21V230L24 228H22V227H20L21 225V223L23 222H27V221H24V220H28V218H31V217H33V216H38V215H40L41 216V213L40 212H36V213H28L27 212V210L26 209H24L26 206H27V209L29 208V207H31V206H33V204L35 203V204H40L41 206H42V208L44 207V209L47 207V206H49L48 204H45L44 203V201L48 198V197H51V196H53V195H49L48 196V194H45V195H41L40 196V198L39 197H29V196H27V195H29V194H22V193H20V197H16V196H14L13 198H11V199H8V200H6V201H3L2 202V200H0V216L1 215H3V216H6V218L4 217H0V218H2V220L3 221H5V220H7L8 221V223H7V221H5L7 224H9V226H11V227H8V228H4V227H2L1 228V226L2 225H0V250H2L1 251V256L0 257H2L1 259H2V264H36V263H38V264H41L40 263V260L42 261V263H44V264H47L50 260V262L48 263V264H75L76 263V261H74L75 259L78 261V263L79 264H110V263H112V264H148V263H150V264H152V262H153V264L155 263V264H160L161 262V264H178L179 263V261L181 262V264H189V263H191V264H201V262H202V264H206L207 262L210 264V263H212V264H250V262H251V264H256V261H258L260 264H264V257H263V255H264V192L262 191V190H260L259 189V187L260 186H263L264 185V169H261L260 167H261V164H258V163H263L264 162V140L262 141V138L264 139V125H263V123H264V105H262V104H264L263 102H264V100H263V98H264V96L262 97L261 95H264V94H261V93H263L264 92V90H263V88H262V86H260L261 85V83L260 82H262L263 84H264V77L262 76L261 78L263 79V80H261L260 82H259V80H260V78H259V80H258V78H257V76L256 75H254L252 72H254L252 69H250L249 67H247V66H245L244 65V63H243V67H244V72L242 73V69H240V67L239 66H241V64H239L238 63V61H235L236 63H234V61H233V63H234V65L235 64H237V66H238V68L236 67V65L234 66L233 64V66L235 67H233L232 65H231V63H232V61H229V60H226L225 61V64L226 63H228L229 62V64L232 66V68H234V69H236V70H234V69H232L231 71H232V74H233V76L234 77H232V74H231V71L229 70V72H228V69H229V67H230V65H228L227 64V66H228V68L227 67H225L224 65L222 66V71H220V70H216V71H214L213 69H211L210 70V68H209V74H211V73H213L214 72V74H212L211 76L208 74V69H206V70H202L203 72H205V75H203L202 76V78H204V79H206L205 80V82L208 80L209 82H211V84H209L208 82H206V83H204V84H207V86L209 87L210 85H212V83H213V85H214V80H216V82L217 83H219V84H221L223 81H224V83H222V85L223 86H220L219 84H218V86H219V88L217 87V83H215V85H216V87H215V85H214V88H213V86H210V89L206 86V85H204V84H202L201 85V83L204 81V79H200V74H201V72L202 71H200V73L197 71V69L196 68H198L197 67V65L195 66L196 68H192V71L190 72V75L191 76H193V77H191V78H194L195 77V74L197 75V74H199L198 76H196L195 78L197 79V77H199L198 79H197V81L198 82H195V80H193L195 83H193L192 81V83L193 84H196V86L194 85V87H196V88H198L199 86V88L201 89V93H199L200 92V89H197V90H195L196 88H194V89H190V91L192 90V91H194V93H196V94H192L191 92H189V96H187V95H184L186 92H188V90H189V87H188V83L190 84V86H193V84H191V82H189V78H188V81H187V79H186V81L188 82H186V81H184L185 83H183V80L181 79V77H179V75L177 76V75H168V74H164V76L165 77H170L171 78V76H173V78H171V81L170 80H168V79H170V78H165L164 76H161V78H157V77H150V79H152L153 80V78H154V81L155 82H153V85H159L160 83H161V85H162V87H163V85L164 84H166L167 83V85H164L165 87V89H157L158 90V92L156 91V90H154V89H151L152 91V93L151 92H148V93H146L147 95H140V102H142L143 104H144V106L142 105V107H141V105H138V106H135V108L134 107H130V108H128V110H127V107H126V110L128 111H124L123 109H125L124 108V106H122V108L121 107H119V106H116V107H119V108H121L122 110H120V109H118V111L120 110V112L122 111H124V113H122V115H124L125 116V119H126V121L124 120V122H123V119H124V117H120L118 114H120V112H118L117 111V109L116 108H114L112 105H110V106H112L113 108V110L114 109H116L115 111H111V108H110V106L108 105L109 103H107L109 100H110V104H112L113 102L115 103V98L117 97V98H119L120 100H124V98H125V100L124 101H126V99L128 98V99H130V98H132L133 96L131 95V94H133V93H127V95H130V96H128L127 98H126V94H124L123 96H121L120 97V95H122L123 93H126V92H121V94L120 93H117V94H114V92L113 93H111L112 91L110 90V94H111V96H110V94H109V91H108V88H106L105 89V87H100L99 85L97 86V81H96V79H94L95 78V72L94 71H92V70H94L92 67L93 66H91V64H89V61L88 60H91V59H95L94 58V56H99L100 58L102 57V56H100V51H97L96 52V54H95V47L96 46H94L95 44L94 43H92V41L90 40V38H91V32L89 31L90 29H88L87 27L85 28V30H82L83 29V27H79L78 26V24ZM200 24H205V23H200ZM6 25V26H5ZM1 24L0 25V31H1V33L0 34H3V33H6L7 34V32H9V30H10V32H9V34L11 35V36H13L14 38H15V36L17 37L16 39H19L20 38V33L18 32H16L18 29L17 28H19V27H15V26H12V27H10V25H7V24ZM43 25V24H42ZM76 25V26H75ZM208 25H214V22L213 21H210V22H208ZM8 26V27H7ZM2 28V29H1ZM10 28V29H9ZM67 28H69V29H67ZM71 28V29H70ZM240 28H242V27H240ZM240 28H238L239 30H242V29H240ZM5 29H7V30H5ZM81 29V30H80ZM14 32H13V31ZM30 30H32V29H30ZM66 30V31H65ZM70 31V33H69V31ZM80 30V32H78ZM2 31H4L3 33H2ZM6 31V32H5ZM33 31H35V29L33 30ZM33 31H30V32H32L33 33ZM82 31V32H81ZM73 33V34H72ZM79 33L81 34V35H83V38H84V40L85 41H83L84 43H82V41H79V40H76V36L77 35H79ZM90 33V34H89ZM19 34V35H18ZM68 34V35H67ZM15 35V36H14ZM70 35V36H69ZM19 36V37H18ZM68 36V37H67ZM35 38V37H34ZM80 38V37H79ZM20 40V39H19ZM18 40V41H19ZM22 40V39H21ZM65 40H64V42H65ZM75 40V41H74ZM23 42V41H22ZM25 42V41H24ZM41 43V42H40ZM70 43H71V45H70ZM73 43L75 44H79L78 46H76V44L74 45V47H71L72 45H73ZM86 44V45H85ZM64 45H65V43H64ZM67 45H65L66 46V48H67ZM80 45H82V47L80 46ZM88 45V48H89V50H88V48L86 47ZM92 45V46H91ZM90 46V47H89ZM71 47V48H70ZM87 48V51L89 52V56L90 57H93V58H91L90 59V57L86 54L87 53V51H86V55H87V58H85V56L86 55H84L83 54V52H82V48L83 49H86ZM93 48V50H92V48ZM76 48V49H75ZM79 48V49H78ZM69 49H72L71 51L69 50ZM81 49V50H80ZM0 50H1V48H0ZM76 50V52H74ZM67 51V52H66ZM81 51V52H80ZM92 54H91V53ZM72 53V54H71ZM75 53V54H74ZM262 54V53H261ZM73 55H75V59L73 60V58H74V56L72 57ZM79 55V60L77 59V57L76 56H78ZM82 56V57H81ZM83 56H84V58L86 59L85 61H84V58H83ZM264 56V55H263ZM88 57H89V59H88ZM177 57V56H176ZM175 57V58H176ZM82 58H83V61H82ZM88 59V60H87ZM177 59V58H176ZM25 62V61H23V60H19V62ZM78 61H81L82 62V64H81V62H78ZM88 61V62H87ZM92 61V60H91ZM90 61V62H91ZM19 62H18V64L17 63H15V64H17V65H19L20 66V64H19ZM85 62H87V63H85V65H84V63ZM169 62H173V60H170ZM241 62V61H240ZM68 63V64H67ZM14 64V65H15ZM21 64H23V63H21ZM25 64V63H24ZM89 64V65H88ZM239 64V65H238ZM17 65H15L16 67V69H17ZM66 65H68V66H66ZM75 65V66H74ZM77 65H80L79 67H81V68H79ZM19 66H18V68H19ZM24 66V65H23ZM26 66V65H25ZM24 66V69L25 68H27V67H25ZM77 66V67H76ZM88 66V67H87ZM67 67V68H66ZM82 67H83V69H82ZM87 67V68H86ZM92 69H91V68ZM246 67L248 68L247 70H246ZM199 68H202V69H205V68H203V67H199ZM224 68V69H223ZM227 68V69H226ZM21 69L23 70V68H22V65H21ZM88 69V70H87ZM194 69V70H193ZM196 69V70H195ZM231 69V68H230ZM249 69H250V71H251V73H252V75H249L250 74V71H249ZM22 70H20L21 71V73H23L22 72ZM77 70V71H76ZM80 72H79V71ZM191 70V69H190ZM224 70V71H223ZM227 70V71H226ZM241 72H240V71ZM16 71H18V70H16ZM197 71V72H196ZM220 71V72H219ZM236 71H239L238 72V74H237V72ZM19 72V71H18ZM30 73H31V71H29ZM85 72V73H84ZM196 72V73H195ZM202 72V73H203ZM211 72V73H210ZM217 72H219V73H217ZM224 73V75L225 76H223L222 74ZM234 72H236V75H238V77L237 76H235V73ZM29 73V74H30ZM226 73H228V74H231L230 76H231V80H233V79H235V78H245V75L244 74H248L250 77L251 76H255V78H253V77H249L248 75V77L246 76V78L245 79H248V81L246 80H243V79H241V81L240 80H238L239 82H235V83H237L235 86H234V89H235V87H236V89L237 90H240V91H237L236 89H235V92L233 93L232 92V94H233V96L235 95V97L237 98L238 96H239V94H240V96H241V94H242V97L240 98V100H239V97L237 98L239 101H237V99H235V97H233L232 95V97H230V95L228 94V93H230L231 94V92H227V91H229V89H227L226 88V85H228V84H230L231 82H230V80H228V79H230L229 78V76H226L227 74ZM74 74V75H73ZM82 74V75H81ZM216 74H219L218 76H219V78H218V81H217V79L215 78L214 79V76L216 75ZM223 76V78L224 77H227L226 79L224 78V79H222L221 77V75ZM24 75V74H23ZM50 75V74H49ZM160 75V74H159ZM206 75H209L211 78L210 79H208L209 78V76L207 77ZM240 75H243L242 77H240ZM72 76V77H71ZM88 76V77H87ZM89 76H90V78H89ZM92 76L94 77V78H92ZM206 76V77H205ZM217 75L215 76V77H218ZM69 77V78H68ZM78 77V78H77ZM84 77V78H83ZM163 77V78H162ZM180 78V80H179V78ZM76 78V79H75ZM81 78H82V81L83 80H86L87 78L88 79H90L89 81H92V82H89V81H87L86 80V83L87 82H89V83H87V84H85L84 82H81ZM158 80H157V79ZM167 79L165 82H162V80L161 79ZM177 78H178V80L179 81H177ZM190 78V79H191ZM223 80V81H221V79ZM233 78V79H232ZM257 78V79H256ZM69 79L71 80V81H69ZM73 79V80H72ZM74 79H75V81H74ZM174 81H173V80ZM175 79H176V81H175ZM200 79V80H199ZM212 79V80H211ZM214 79V80H213ZM254 80L253 82L252 81H249V80ZM185 80V79H184ZM192 80V79H191ZM211 80V81H210ZM220 80V81H219ZM243 80V81H242ZM256 80L258 81V82H256ZM53 81H55V84H54V82ZM164 81V80H163ZM169 81V82H168ZM202 81V82H201ZM213 81V82H212ZM227 81H228V84H227ZM244 81L246 82V83H244ZM69 82V83H68ZM157 82V83H156ZM159 82V83H158ZM179 84V87L178 86H176L177 84ZM182 82V83H181ZM200 82V83H199ZM248 82V83H247ZM252 82V85L250 84ZM60 83V84H59ZM72 83H73V85H72ZM156 83V84H155ZM169 83H170V85H169ZM173 83V84H172ZM198 83V84H197ZM239 83V84H238ZM256 83V84H255ZM257 83H258V88L256 87L257 86ZM53 84V85H52ZM57 84V85H56ZM62 84H65V85H62ZM76 84H78V87L76 88ZM79 84H82V86H84L83 88H81L82 86L80 85L79 86ZM84 84V85H83ZM89 84V85H88ZM91 84V85H90ZM174 84H176V85H174ZM185 85L186 84V86H183V85ZM244 84H246V85H244ZM255 84V85H254ZM63 86V88H62V86ZM180 85H182L183 87H188L187 89H185V88H183L182 87V89H183V91H181L182 89L180 88L181 86ZM240 85V86H239ZM243 85H244V87H245V89H243L244 87H243ZM249 85V86H248ZM89 86H92V87H89ZM98 87V89H99V87H100V89H101V91H102V88H103V90L105 91H103V92H101L100 90H98V89H96L97 87ZM169 86V87H168ZM171 86V87H170ZM174 86H175V88H174ZM202 86H206V89L208 88L209 90H207L208 91V93L210 94L211 92L214 94L215 92H214V89L217 91L214 95H212V94H210V95H212L211 97H209L210 99L209 100H211V102H208V100H204V98L203 97H201L204 101H203V103H202V99H200L199 97L200 96H206L207 98H208V96H209V94L208 93H206L207 91H206V89H205V92L203 91V89H204V87H202ZM240 88H242V89H239V87ZM247 86H248V89H252V90H255L256 89V91H251V90H249L248 91V89H246L247 88ZM251 86H252V88H251ZM253 86H255V87H253ZM259 86H260V89H261V91H260V89H259ZM79 87L81 88V92L79 91L80 89H79ZM86 87V88H85ZM96 87V88H95ZM213 89H212V88ZM221 87V88H220ZM226 88V90H221L222 88ZM238 87V88H237ZM263 87H264V85H263ZM61 88V89H60ZM84 88H85V90H87L86 92L84 91ZM95 88V89H94ZM169 90H168V89ZM173 88V89H172ZM179 88V89H178ZM217 88H218V90H217ZM254 88V89H253ZM72 89V91L71 92H73V93H71V92H69L70 90ZM90 89H92L91 90V92H89V90ZM166 89H167V91H166ZM170 89H172V91H170ZM176 89H178V91L176 90ZM257 89H258V91H259V93H258V91H257ZM53 90H55V89H53ZM159 90H160V93H159ZM162 90H164V91H162ZM173 90H175V91H177V92H174ZM184 90L186 91L184 94L182 93V92H184ZM210 90H212V91H210ZM223 92L224 91V93H222L221 91ZM82 91H84L83 93H85V95L82 93ZM108 91V92H107ZM170 91V92H169ZM181 91V92H180ZM204 92V94L203 95H201L203 92ZM210 91V92H209ZM226 91V92H225ZM234 91V90H233ZM79 94H81L82 96H83V98L86 100V98L87 99H89L88 100V102H86L85 103V100L82 98V96L81 95H79ZM87 92L88 93H91V94H87ZM102 93L101 95H103L102 97H104L103 99L102 98H98V99H100V103H98V102H95V100L94 99H97V97H101V95H98V94H94V93ZM108 94H107V93ZM168 93V94H165V93ZM174 92V93H173ZM180 92V93H179ZM241 92V93H240ZM258 94H261V95H258ZM261 92V93H260ZM17 93V92H16ZM19 93V92H18ZM71 93V95H69ZM159 94V95H157V94ZM174 94V96H173V94ZM199 93V94H198ZM222 95L223 97H227V95H228V97H227V99H221V97H220V95ZM239 93V94H238ZM104 94H106L105 96H104ZM114 94V95H113ZM151 94V95H150ZM152 94H153V96H152ZM162 94V97L160 96ZM164 94V95H163ZM171 94V95H170ZM177 94H178V97H177ZM180 94L182 95V96H180ZM187 94V93H186ZM217 94L219 95V96H217ZM78 95H79V97H78ZM91 95V96H90ZM139 95V94H138ZM150 95V96H149ZM193 95H195V96H193ZM200 95V96H199ZM244 95H246V97H248L249 98V100H248V98H244ZM253 95H256V97L258 98V96H259V98L258 99H254L253 98ZM72 96V97H73ZM80 96H81V100L83 101V103H80V102H82V101H80L79 100V98H80ZM87 96V97H86ZM94 96V97H93ZM132 96V97H131ZM156 96V97H155ZM157 96H158V98H157ZM164 96H166V98H164ZM173 96V98H171V97ZM191 96V97H190ZM198 96V97H197ZM213 96L214 97H216V98H218V99H215V102L216 101H222L221 102V104H220V102H216V104H218V106L219 105H221V107L219 106H217V105H215V106H217L218 107V109H219V111L218 112H216V111H211V109H212V106H213V104L212 103H214L215 104V102L214 101H212V100H214V98H213ZM250 96H251V98H250ZM88 97H90V98H88ZM107 97H109V98H106ZM110 97H111V99L113 100L112 102H111V99H110ZM112 97H114V98H112ZM124 97V98H123ZM136 97H137V95L136 96H134L133 98L134 99H136ZM145 97H147V98H144ZM152 97V98H151ZM170 97V99H172V100H169L168 98ZM188 97V98H187ZM194 97H196V98H194ZM205 97V99H207ZM219 97H220V100H219ZM230 97V98H229ZM255 97V96H254ZM260 97H262V98H260ZM67 98H66V100H67ZM92 98H94L92 101H91V99ZM117 98H116V100H117ZM123 98V99H122ZM144 100H143V99ZM162 99L163 101H161L160 99ZM191 98V99H190ZM193 98H194V100H193ZM213 98V99H212ZM229 98V99H228ZM231 98H233V99H231ZM98 99H97V101H98ZM103 101H107L106 103L105 102H102V103H104L105 104V108H104V110H103V108H101V106L102 107H104V104L102 105L101 104V101L102 100ZM118 99V100H119ZM139 99V97H137V100ZM165 99H167V100H165ZM241 99H243L242 101H241ZM244 99H246L245 101H244ZM4 100V99H3ZM117 100V101H118ZM133 100V99H132ZM143 100V101H142ZM146 100V101H145ZM148 100V101H147ZM156 100V101H155ZM158 100H160V101H158ZM234 101L235 102V104H234V102L232 103V105L234 104V105H236V103H237V105H241L242 103L243 104H246L247 103V105H241V108H240V106L238 107L237 105H236V107L235 108H231L232 106L229 104V101ZM254 100H256V102L257 101H259L260 103H256ZM261 100H262V102H261ZM78 101H80L79 103H80V106H78L79 105V103L77 104V102ZM154 101V102H153ZM159 103H158V102ZM168 101V102H167ZM172 103H171V102ZM175 101H176V103H175ZM186 101H188L187 103H186ZM195 101H198V102H196V103H194ZM199 101H201V102H199ZM227 101H228V103H227ZM246 102V103H244V102ZM249 102V104H248V102ZM144 102H146L147 104V106L145 105V103ZM149 102V103H148ZM151 102V103H150ZM162 102V103H161ZM165 102V103H164ZM186 103V104H184V103ZM193 102V103H192ZM207 102V103H206ZM226 102V104L228 105L229 104V108L232 110L231 112L229 111L230 109L229 108H227L226 106H225V103ZM239 102V103H238ZM242 102V103H241ZM254 102L256 103L255 105H254ZM74 103L76 104V105H74ZM94 103H92V104H94ZM152 103H153V105H152ZM170 104V105H168V104ZM179 103V104H178ZM193 105H192V104ZM199 103V104H198ZM209 103H211V104H209ZM241 103V104H240ZM252 105H251V104ZM83 104V106H85V107H83V106H81ZM98 104L99 105H101V106H98ZM162 104V105H161ZM175 104V105H174ZM182 104V105H181ZM197 104L198 105H200L201 104V106H199V108H196V107H198L197 106ZM222 104H223V106H222ZM115 105V104H114ZM150 105L151 106H153L154 107V109L156 110V107L157 108H159L160 109V107H161V111H165L164 113L163 112H161L160 113V111H159V109H157V111H155L154 109H151L152 107H150ZM155 105H156V107H155ZM160 105V107H158ZM164 105H165V110H164ZM180 105V106H179ZM184 105H185V107H184ZM186 105H188V106H186ZM210 107H209V106ZM256 105H257V108H256ZM259 105H262V107L260 106L259 108H258V106ZM109 106V108H107V109H110L109 111L108 110H106V113L107 114H105V116H103L104 114H103V112L105 111V109H106V107H108ZM139 106H140V108H139ZM181 106H182V108H181ZM192 108H191V107ZM194 106V107H193ZM205 108H204V107ZM215 106H213V108H214V110H218L217 109V107H215ZM231 106V107H230ZM243 106V107H242ZM81 107V108H80ZM82 107L84 108L83 110H82ZM136 107L137 108H139V110H141V111H139V110H137L136 109ZM144 107V108H143ZM150 107V108H149ZM179 107V108H178ZM225 107V109H223ZM249 107L251 110H253L254 111V113L251 111L250 113H251V115H253L252 117L253 118H248L247 117V115H246V109ZM71 108V109H70ZM73 108V109H72ZM81 110H80V109ZM144 109V110H146V111H143L142 109ZM149 108V109H148ZM162 108H163V110H162ZM170 108V109H169ZM172 108V109H171ZM194 108H195V110H194ZM200 108H203V109H200ZM207 108H211L210 110L209 109H207ZM222 108V109H221ZM228 110H227V109ZM239 109V113L237 114V112L236 111H238V109ZM245 108V109H244ZM248 108V110L250 111V109ZM133 109V110H132ZM180 111L181 110V112H180V114L178 113V111ZM186 109V110H185ZM207 111H206V110ZM221 109V110H220ZM234 109H235V111H234ZM243 109H244V112H243ZM85 110V111H84ZM129 110H131V111H129ZM147 110H150L149 112H152V113H150V114H152V115H150L149 114V112L147 113ZM153 110H154V112L155 113H158L157 115H155V113L153 112ZM189 110V111H188ZM199 110V111H198ZM201 110V111H200ZM222 110H227V113H226V111L224 112V111H222ZM135 111H138L137 113L139 114V117H138V114H136L135 113ZM174 111V112H173ZM183 111V112H182ZM198 111V112H197ZM209 111V112H208ZM222 111V112H221ZM228 111L230 112V113H232L233 111L236 113H233V115L232 114H230V113H228ZM99 112V113H98ZM117 112H118V114H117ZM135 113V114H133V113ZM140 112V113H139ZM177 112V113H176ZM199 113V116L197 117V113ZM203 112V113H202ZM205 112H207L206 114H205ZM242 112V113H241ZM102 113V114H101ZM126 113H128L127 115H126ZM130 113L132 114V116L134 117L135 115V117L133 118V117H130ZM141 113H144V114H141ZM145 113H147L148 115L147 116H145L146 114ZM163 113V115L161 116L160 114H162ZM168 113V114H167ZM173 113V114H172ZM194 113V114H193ZM196 113V114H195ZM200 113H202L201 115H200ZM214 114V115H216V114H218V115H216V116H214V117H216L217 119H219L218 120V125H217V119L216 118H214L213 116H211L212 114ZM229 114V115H227L226 117V119H224L225 118V115L224 114ZM241 113V114H240ZM175 114V115H174ZM205 114V115H204ZM209 114H210V116H209ZM224 115V117H223V115ZM247 114H249V112L247 113ZM116 115H118V117H120L121 119H119ZM121 115V114H120ZM128 115H129V117H128ZM140 115H142V116H144L146 119H147V121L149 120V122H150V124H149V126H148V124L146 123L147 121L145 120V118H143L142 116H140ZM152 116L153 117V115H154V119L152 118V117H150V116ZM165 115H167V116H165ZM170 115V116H169ZM185 115V116H184ZM204 115V116H203ZM232 115V119L230 118V116ZM234 115H237V116H239V117H237V116H234ZM244 116L243 117V120H241L242 119V117L241 116ZM250 115V114H249ZM248 115V116H249ZM250 115V116H251ZM261 115L263 116V117H261ZM92 116H94V115H92ZM107 116V117H106ZM110 116H111V114H110ZM115 118H114V117ZM159 116H161V117H159ZM172 116H173V118H172ZM187 116V117H186ZM189 116V117H188ZM201 116V117H200ZM206 116H207V118H206ZM218 116L220 117V118H218ZM229 116V117H228ZM255 116H257L256 118H257V120H261L260 122H255L256 121V118H255ZM88 117H90V116H88ZM117 117V118H116ZM127 117V118H126ZM143 119H142V118ZM147 117H149L150 119H148ZM195 117V118H194ZM200 117V118H199ZM205 117V119H202V118H204ZM209 117L211 118V119H209ZM223 117V119L224 120H226L225 122H224V120H222L221 118ZM235 117V118H234ZM246 117V118H245ZM261 117V118H260ZM123 118V119H122ZM131 118V119H130ZM132 118H133V121H132ZM136 118H138V122L136 121V123L138 124L139 122L141 123L142 121H144L143 123H144V125L146 124V126H148V127H146V126H143V124H141L142 126L141 127H139L140 125L138 124V128H140V129H138V128H136L137 127V125L135 124V126H133L134 124H130L129 125V123L130 122H135V120H136ZM141 118V119H140ZM156 118V119H155ZM159 118H161V119H159ZM170 118V119H169ZM172 118V119H171ZM198 118H199V120H198ZM241 118V119H240ZM140 119V120H139ZM174 119V120H173ZM189 119H192V120H190L189 121ZM195 119V120H194ZM197 119V120H196ZM209 119V120H208ZM221 119V120H220ZM228 119V120H227ZM234 119V120H233ZM236 119H238V121L236 120ZM241 120V122H240V120ZM249 119V120H248ZM112 120H113V122H112ZM151 120V121H150ZM155 120V121H154ZM166 120V121H165ZM183 122H182V121ZM204 121V123H202L203 121ZM213 120H215V121H213ZM229 120H231V121H229ZM233 120V121H232ZM250 120H253V122H250ZM81 121V120H80ZM110 121V122H112V123H108V122ZM146 121V122H145ZM158 121V122H157ZM173 121H174V123H173ZM187 121V122H186ZM199 121H201V123L204 125V127H203V125H201L200 123H199ZM207 121H211V123H215L214 124V127H215V130H214V127L212 126V124L210 123H208ZM221 121L225 124V125H234V126H236V127H232V125H231V127H230V125L227 127H225L224 125H223V123L221 124ZM228 121V122H227ZM235 121V123L236 124H234V123H232V122H234ZM245 121V122H244ZM247 121V122H246ZM68 122L70 123L71 122V120H67V123L65 124V126H66V128H67V130L69 129V132H73L72 134L70 133V135H71V137L72 138H74V136H76L75 137V139L77 140H82L86 145L85 146H87V145H91V146H88L89 147V149H92L93 148V150L92 151H95V152H99V154H100V156L101 157H103V155L105 154L106 155V157H105V155H104V157L101 159L100 157H97V156H95V155H89V153L87 152V151H85V149L84 148H81L80 146H78V145H76V144H74V143H72V142H70L69 141V144H72V146H74L75 145V147L76 148H78V149H82L83 150V152L85 153V154H87L89 157H91L92 159H94L96 162H98V161H100L99 163L102 165V163H103V166L105 165V166H107L108 167V165H106V161L108 160V159H110L111 157H112V155L114 154V152H112V146L110 147V145H108L107 147L109 148V149H111V150H109V149H106L107 147L106 146H104V148H105V150L103 149V147L101 146V144L100 145H98V144H96V142L94 143V141L93 140H90V138L89 137H91V134L93 133V127L91 126H84V127H82L83 128V130H82V128H78V127H80V125L79 124H77L76 122H74V121H72L73 122V124H76V125H71L72 124V122H71V124H68ZM78 122H79V120H78ZM127 122H129L128 123V125H126V123ZM148 122V123H149ZM152 122V123H151ZM156 122V123H155ZM171 122V123H170ZM198 124H197V123ZM205 122H207V123H205ZM230 122V123H229ZM237 122H238V124H240V125H238L237 124ZM248 122H249V126L251 127V130L249 129L250 127L248 126ZM255 122V123H254ZM154 123V124H153ZM175 123H176V125H175ZM181 123V124H180ZM227 123H229V124H227ZM244 123H246L245 125L248 127V129H246V131L244 132V134H243V132H239L240 130H242V128H247V127H245L243 124ZM254 123V124H253ZM257 123H259V125L257 124ZM102 124V125H101ZM109 124V125H108ZM152 124V125H151ZM159 124H161L160 126H159ZM162 124H164V125H162ZM173 124V125H172ZM184 124V125H183ZM222 125V127L226 130L227 128H228V130H230L229 132H227L228 130H226V134H230V136H232L233 135V133H234V135L233 136H236V137H231L232 139L234 138H236V139H239V140H234L233 142H232V139L230 138L229 139V136H228V138H227V136L226 135H224V134H222V133H224L225 132V130H223L222 129V127H221V125ZM241 124H242V126H244V127H242L241 126ZM250 124H252V125H250ZM260 124H261V126H260ZM107 125H108V127H107ZM111 125V126H110ZM156 125V126H155ZM166 125V126H165ZM177 125H179V126H177ZM192 125V126H191ZM194 125H196V127H193ZM205 125H208L207 127L205 126ZM254 125V126H253ZM74 126H76L77 127V129H79V130H77L76 128H74ZM106 126V127H105ZM117 126V127H116ZM123 126H125V130H124V127ZM126 126H128V128H129V131H134L133 133L131 132V134H129V133H127V130L128 129H126L127 127ZM134 128H133V127ZM150 126H151V128H150ZM153 126V127H152ZM169 126H171V127H169ZM173 126H174V128H173ZM175 126H176V129H175ZM185 126H186V128H185ZM201 126V127H200ZM212 128L211 130H210V127ZM220 126V127H219ZM10 127V128H9ZM26 127V128H25ZM69 127V128H68ZM71 127H73L72 129H70ZM112 127V128H111ZM182 127V128H181ZM191 127H193V128H191ZM240 127H242V128H240ZM86 128V129H85ZM88 128V129H87ZM90 128H92V129H90ZM135 128L136 129H138V130H136L135 131ZM155 128V131H158V132H155L153 129ZM159 128V129H158ZM166 128H168V129H166ZM171 128H172V130H171ZM190 128H191V130H190ZM202 128V129H201ZM204 128H209V130L208 129H204ZM220 129V130H218V129ZM234 128V129H233ZM237 128H239L238 129V131H236V133H235V130H237ZM252 128L254 129V130H252ZM260 128V129H259ZM263 128V129H262ZM11 129V130H10ZM92 130V131H90V130ZM101 129V130H102ZM130 129H132V130H130ZM134 129V130H133ZM146 129H148L147 131H146ZM152 129V130H151ZM158 129V130H157ZM161 129V130H160ZM163 129V130H162ZM178 129V130H177ZM193 129L196 131H193ZM199 129V130H198ZM231 129H233V131H231ZM263 131H262V130ZM75 130H77L76 132H75ZM81 130V131H80ZM107 130H108V132L109 133H106L107 132ZM151 132H150V131ZM174 130V131H173ZM175 130H177V131H175ZM179 130H180V132H179ZM181 130H182V132H181ZM221 130H223V131H221ZM242 130V131H243ZM250 132H249V131ZM258 130V131H257ZM24 131H27V132H25L24 133ZM82 131H84V132H82ZM87 131H89V132H87ZM122 131V132H124L125 133V135L127 136L128 134L129 135H131L130 137H131V139L129 138V136H128V138L125 136V135H123V133L121 134L120 132ZM148 131L151 133V134H154V136L153 135H151V136H153V137H151L150 135H148V134H150V133H148ZM166 131V132H165ZM199 131V132H198ZM208 131V132H207ZM212 131H215L214 132V134H216L218 131V135H220V136H218L217 134V136H215L214 134H213V132ZM217 131V132H216ZM252 131H254V132H252ZM263 133H262V132ZM13 132V133H12ZM76 134H75V133ZM80 132H82L84 135H82V133L81 134H79ZM171 132H172V134H173V136H172V134H171ZM178 132L180 133V134H178ZM206 132V134H202V133H205ZM212 132V133H211ZM221 132V133H220ZM231 132V133H230ZM238 132L241 134L242 133V136L241 135H239L238 134ZM252 132V133H251ZM259 132V133H258ZM24 133V134H23ZM90 135L89 137H87V135L88 134ZM103 133V135L105 136V134ZM115 133H119V134H121L120 135V139H121V137H123V136H125V138H126V141L125 142H122L123 140H125L124 138H122V140H120L119 142H118V140H119V136H117V135H115ZM127 133V134H126ZM158 133V134H157ZM169 133V134H168ZM174 133H176V134H174ZM184 133L186 134V135H184ZM188 133V134H187ZM191 133V134H190ZM192 133H194V134H192ZM198 133H200V135L198 134ZM212 135V139H211V136L209 135ZM246 133L248 134V137H247V135H246ZM253 134V133H256V134H253V135H251V134ZM262 133V134H261ZM75 134V135H74ZM114 134V135H113ZM118 134V135H119ZM159 135V134H163L162 136L161 135H159V136H157V135ZM166 134H168L169 135V137H173V139H175L174 141H177L178 139H179V141L178 142H174L173 140H172V137L169 139L168 138V135H166ZM196 134H198L197 136H199V137H196V140H197V142L194 140L195 139V136H196ZM202 134V135H201ZM208 134V135H207ZM16 135H18V136H16ZM28 135V136H27ZM79 135V136H78ZM123 135V136H122ZM174 135H175V137H174ZM189 136V138H188V136ZM193 135V136H192ZM195 135V136H194ZM206 136V138H207V136L210 138V139H206V138H204V136ZM214 135V136H213ZM225 136L224 138H226V139H224V138H222L221 139V137H223V136ZM244 135H246V136H244ZM250 135V136H249ZM255 135V136H254ZM116 136H117V138H116ZM143 136V135H142ZM160 136L162 137V138H160ZM201 136V137H200ZM203 136V137H202ZM240 138H239V137ZM259 136V137H258ZM17 137V138H16ZM24 137H23V139H24ZM81 137V138H80ZM84 137H85V139H84ZM153 139L154 137H156V138H154V139H157L154 143H153V140L151 139V138ZM167 137V138H166ZM194 139H193V138ZM216 137H218V138H216ZM251 137V138H250ZM257 137H258V139H259V141H258V139H257ZM40 139V140H37V139ZM160 138V139H159ZM164 138V139H163ZM181 138V139H180ZM188 138V139H187ZM198 138V139H197ZM244 138V140H242ZM248 138V139H247ZM11 139V138H10ZM9 139V140H10ZM35 139V140H34ZM65 139V138H64ZM74 139V140H75ZM139 139H141L140 141H139ZM146 139V140H145ZM163 139V142L162 141H160V140H162ZM203 139V140H202ZM219 139V140H218ZM223 139H224V141H223ZM247 139V140H246ZM254 140V141H258V142H254L255 144H253L250 140ZM261 139V140H260ZM28 140V141H27ZM30 140V141H29ZM66 140V139H65ZM80 140V141H81ZM128 140V142L127 143H125L126 144V149L127 150H129V152L127 151V152H125V148L123 147V149H124V151H122V153H129V155L131 154V152L132 151H134L135 150V146L134 145H131V141H129ZM147 140H148V142H147ZM149 140H151L150 142H149ZM168 140H169V143H168ZM170 140H172V141H170ZM188 140V141H187ZM192 141V142H190V141ZM201 140H202V142H201ZM209 141L210 140V142H209V145L208 144H206V141ZM220 141V142H218V141ZM228 140H229V142H228ZM246 140V141H245ZM40 143H39V142ZM45 141V140H44ZM109 141H107V142H109ZM113 141V142H112ZM145 141H146V143H147V145H146V143H145ZM158 141H160V143H162V145L158 142ZM180 141H181V143H180ZM196 143H195V142ZM203 141H205V142H203ZM208 141H207V143H208ZM212 141V142H211ZM217 141V143H214V142H216ZM236 141H240V142H236ZM242 141V142H241ZM248 142L247 144H248V146H247V144L245 143L244 145L245 146H243V145H241V144H243L244 142ZM34 142V143H33ZM35 142H37V143H39V144H37V143H35ZM143 142L145 143V145L146 146H148V147H146L144 144H143ZM157 142H158V144H157ZM166 142L168 143L167 145H166ZM190 142V143H189ZM200 142H201V144H200ZM224 143V145H225V142H226V145L228 144H231L230 146H229V149L227 148L228 147V145L226 146V148H225V146L223 147L222 145H223V143ZM232 142V143H231ZM251 142V143H250ZM259 142H262L263 144H262V146L263 147H261V148H259V146L261 145H258L259 144ZM122 143V144H121ZM149 143H151L150 145H149ZM152 143L153 144H157L156 146L158 147V146H165L166 145V147L167 148H165L164 149V147H163V151H162V147L160 146L159 147V149L157 148L156 149V147L155 146H153L152 147ZM174 143V144H173ZM186 143V144H185ZM195 143V144H194ZM199 143V144H198ZM221 143V144H220ZM233 143H235L234 144V146L235 145H237L236 147H233ZM238 143V144H237ZM249 143L251 144V145H249ZM74 144V145H73ZM93 144V145H92ZM129 144V145H128ZM143 144V145H142ZM160 144V145H159ZM164 144V145H163ZM176 144L177 145H179L178 146V148H180L179 150L177 149V147H176ZM191 144V145H190ZM195 146H194V145ZM257 144V146L258 147H256L255 145ZM19 145V146H18ZM97 145V146H96ZM172 147V146H174L175 145V147H172L173 148V150H176V152H179L180 151V153H176L175 151H173L171 148H170V146ZM184 145V146H183ZM189 145V146H188ZM193 145V146H192ZM207 145V146H206ZM214 145H216V146H214ZM219 145V146H218ZM239 145H241L240 147H239ZM99 146V148L97 149V147ZM128 146H130V147H128ZM151 146V147H150ZM199 146H201V147H199ZM202 146H204V147H202ZM214 147V148H211V147ZM242 146H243V148H242ZM92 147V148H91ZM100 147H102L101 149H100ZM131 147H132V151L130 152V150H131ZM169 147V148H168ZM193 147V148H192ZM206 147H207V149H206ZM210 147V148H209ZM230 147H232L233 148V151L235 152V150L238 148V150H236V152H235V155H234V152L232 151V148H230ZM246 147H247V149H246ZM251 147V148H250ZM41 148V147H40ZM39 148V149H40ZM182 148H184V150L182 149ZM186 148H187V150H186ZM198 148V149H197ZM205 148V149H204ZM222 148H224V149H226L225 151L222 149ZM235 148V149H234ZM246 149V152L248 153V154H250V155H247V153H245L244 152V150L243 149ZM249 148L250 149H252L251 151L249 150ZM98 151H97V150ZM102 149H103V151H102ZM122 149V150H123ZM139 149V148H138ZM168 149V150H167ZM169 149L171 150V151H169ZM182 149V150H181ZM188 149H190L191 151H190V153H189V150ZM200 149H202V150H200ZM212 149H215L214 151H216L214 154H213V150ZM219 149H220V151H219ZM229 151H231V152H229V153H231L232 154V156H230L231 154H229L228 155V150ZM255 149H256V151L258 150V152H256L255 151ZM81 150V151H82ZM99 150H101V152H102V154H101V152L99 151ZM109 150V151H108ZM147 150V151H148ZM166 150V151H165ZM178 150V151H177ZM197 150V151H196ZM203 150H206V152L205 151H203ZM211 150H212V152H211ZM240 150V151H239ZM248 150V151H247ZM106 151H108V155H111V157L110 156H108L105 152ZM158 151H162V154H165V155H167V153L166 152H170V153H168V155H169V158H168V156H165V155H162L160 152L158 153ZM173 151V152H172ZM184 151V152H183ZM187 151V152H186ZM194 151V152H193ZM203 151V152H202ZM224 151V153H225V155L228 157V158H223V157H226L225 155H223V152ZM241 151H243V152H241ZM110 152H112L111 154H109ZM135 152L136 151H134V152H132V154L130 155V156H132V155H134L135 154ZM142 152V151H141ZM165 152V153H164ZM186 152V153H185ZM194 154H193V153ZM218 152H220L222 155L220 156V153H219V155H218ZM250 152V153H249ZM134 153V154H133ZM137 153V152H136ZM151 153H153V154H151ZM173 153H176V154H174V156L175 157H178V159H176L175 157H173L172 155H173ZM189 153V154H188ZM199 153V154H198ZM206 154V156L204 157V155ZM217 153V154H216ZM98 154V155H99ZM144 154V156H142ZM145 154H149L148 156L147 155H145ZM157 154H159L160 156H162V158H164V156L166 157V158H168V159H166L168 162L167 163H169V161L171 160V162H170V164H172V166L169 164V166L171 167H169V169H168V165H166L167 163L165 162V161H163L164 159H162V161L164 162H160V156L158 155L157 156ZM177 154H180V155H178L177 156ZM188 154V155H187ZM192 154V155H191ZM201 154H203V155H201ZM209 154V155H208ZM211 154H213L212 156H210ZM238 154V155H237ZM244 154H246V155H244ZM253 154H254V156L256 157H254L253 156ZM259 154V155H258ZM261 154L263 155L262 157L263 158H261V160H259L260 159V157H261ZM126 156H128V157H130L129 155H127V154H125ZM186 155V156H185ZM189 155H190V159H192L191 161H192V163H190L191 161H190V159H189ZM201 155V156H200ZM218 155V156H217ZM239 157H237V156ZM240 155V156H239ZM138 156V157H137ZM151 156V157H150ZM155 156H157V159H158V162L157 163H163L165 166L164 167H162L161 168V166H163V164H157V163H155L157 160L155 159ZM182 156H183V159H182ZM184 156H185V158H186V161H185V158H184ZM192 156H194L195 158L197 157V158H199L198 160H202V159H200V157L201 158H205L204 159V161L202 160L201 162H205L206 160H209V162H210V165H209V162L208 161H206L205 163H199L200 161H197L194 157H192ZM230 156V157H229ZM233 156L236 158V160L237 161H233V160H235V158H233ZM245 156V157H244ZM246 156H248V158L246 157ZM97 157V158H96ZM110 157V158H109ZM133 157V156H132ZM142 157V158H141ZM143 157H146V158H144L143 159ZM151 158V160H150V158ZM152 157H153V159H152ZM180 157V158H179ZM206 157H207V159H206ZM214 157V159L212 160V158ZM216 157L218 158L217 159V161H216ZM220 157H222L223 159L222 160H224L223 161V164L225 165H223L222 166V160H221V158ZM232 157V158H231ZM241 157V158H240ZM244 157V158H243ZM9 158V159H8ZM106 158H108V159H106ZM113 158V157H112ZM171 158V159H170ZM229 158H231V159H229ZM239 160H238V159ZM246 158V159H245ZM100 159V160H99ZM104 159H105V161H104ZM172 159H173V161H172ZM174 159H176V160H174ZM182 159V160H181ZM187 159H189L188 161H189V164H188V161H187ZM195 159V160H194ZM241 159H243V162H244V164L241 162L242 160ZM248 161L249 163V166L248 165H246L247 164V162L245 161ZM254 159H256V161L254 160ZM9 160V161H8ZM154 160H156L155 162H154V164H153V162H151L150 163V161H154ZM188 164L187 166H186V163L184 164L183 162L184 161ZM221 160V161H220ZM225 160H226V162H225ZM232 162H231V161ZM250 160H252V161H250ZM258 160V161H257ZM182 161V162H181ZM196 161H197V163H196ZM215 162L216 161V163H218V164H216V163H212V162ZM228 161V162H227ZM230 161V162H229ZM238 161H240L243 165L241 166V163L239 164L238 163ZM260 161H262V162H260ZM9 162H10V164L11 165H9ZM121 162H122V160H121ZM120 162V163H121ZM178 162H181V163H179V164H177ZM195 162V163H194ZM225 162V163H224ZM238 163V165H239V167L237 166L236 167V165H237V163ZM256 162H258V163H256ZM166 163V164H165ZM193 163H194V165L195 166H193ZM198 163H199V165H198ZM208 164V166H206L207 164ZM220 163V164H219ZM234 163V164H233ZM57 164H59L58 166H57ZM61 164V165H60ZM74 164V163H73ZM72 164V165H73ZM77 164V163H76ZM76 164L74 165V168H75V166H76ZM122 164H124V162L122 163ZM182 164L185 166V168H184V166L182 167ZM191 164V165H190ZM206 164V165H205ZM214 164V165H213ZM230 164H231V166H230ZM258 164V165H257ZM56 165V166H55ZM152 165H155L156 167H154V166H152ZM158 165H160V166H158ZM178 165H180V167H182V168H184V169H180V167L178 166ZM202 165V166H201ZM204 165V166H203ZM226 165L228 166V168L229 169H227V167H226ZM233 165L235 166V167H233ZM246 166V168H247V170L249 171V172H247V170L245 169V166ZM263 165H264V163L262 164V168H263ZM24 166H25V169H24ZM64 166V167H63ZM79 168H78V170L81 172V173H83L82 172V167L79 165V163H78V165H77ZM77 166H76V168H77ZM157 166L160 168H157ZM179 168H178V167ZM201 167V168H199V167ZM212 166V167H211ZM230 166V167H229ZM257 166H259L258 168L259 169H261L262 171H261V173H260V170L258 169H256V167ZM54 167V168H53ZM57 167H58V169H57ZM61 167H63V168H61ZM148 167H149V169H148ZM191 167H192V169H191ZM203 167H205V168H207V167H209V169L207 168V169H205L204 170V168ZM214 167V168H213ZM218 167V168H217ZM221 167H223V168H221ZM244 167V169H242ZM64 168H65V170H64ZM109 168V170L111 169V171L112 172H114L115 171V173L117 174V170H115L114 168H110V167H108ZM153 168L155 169V168H157V169H159V170H157V171H154V172H152L151 171V169L153 170ZM186 168H188L186 171H185V169ZM196 168V169H195ZM198 168H199V171L197 172L196 170H198ZM216 168V169H215ZM233 168H234V170H233ZM58 170V172H57V170ZM59 169H61V170H59ZM62 169L65 171H62ZM127 169H129L130 171H131V169H132V167L131 168H128L127 167ZM134 169V168H133ZM147 169V170H146ZM178 171H177V170ZM193 170L194 171V173H191L192 171L191 170ZM212 169V170H211ZM221 171H220V170ZM238 169H240V170H238ZM254 171V169H255V171L253 172V174H252V171ZM88 170L90 171V173L92 172V174H90L89 172H88ZM166 170H164V171H166ZM180 170V171H179ZM184 170V171H183ZM190 170V171H189ZM200 170H202V171H200ZM204 170V171H203ZM215 170V171H214ZM227 170V171H226ZM230 170H232V171H230ZM237 170V171H236ZM61 171V172H60ZM127 171L129 172V173H127ZM134 171V170H133ZM150 171V172H149ZM173 171V172H172ZM218 171V172H217ZM224 171V172H223ZM228 171H230V172H228ZM244 171V172H243ZM257 171H259V172H257ZM59 172H60V174H59ZM63 172V173H62ZM136 172H138V171H136ZM152 172V173H151ZM206 172V173H205ZM207 172H209V173H207ZM226 172V175H224V178H220V176H221V174H224ZM227 172H228V175L230 174V177H228V175H227ZM236 172H237V175H238V177H237V175H236ZM240 172V173H239ZM241 172H243L242 174H241ZM246 172H247V175H246ZM256 172V173H255ZM80 173V174H81ZM84 173H83V175H84ZM191 174V175H189V174ZM198 173H199V175H198ZM220 173V174H219ZM233 173L235 174V175H233ZM240 175H244L243 177L242 176H240ZM257 173H259V174H257ZM65 174V175H64ZM93 174L96 176L97 174H99V176L97 177V179H96V177L95 176H93ZM118 174H121L120 172H118ZM175 174V175H176ZM192 174H194V175H192ZM205 174V175H204ZM207 174V175H206ZM255 174V175H254ZM261 174H262V176H261ZM18 175V176H17ZM63 177H62V176ZM143 175V176H142ZM176 175V176H177ZM198 175V176H197ZM201 175H203L202 177H201ZM232 175L233 176H235V177H237V178H235V177H232ZM251 175H253L254 177H252ZM17 176V177H16ZM43 176H44V178H43ZM65 176V177H64ZM100 176H102V180H101V177ZM120 176H124L123 178H125V180L127 179L128 181H132V180H130V178L129 177H127V176H125V175H123V174H121ZM142 178H141V177ZM188 176V177H187ZM192 176H194V177H192ZM208 176V177H207ZM210 176V177H209ZM223 176V175H222ZM221 176V177H222ZM251 176V177H250ZM256 176V177H255ZM258 176H259V178H258ZM30 177V178H29ZM67 177V178H66ZM192 177V178H191ZM200 177H201V180H200ZM225 177H227V178H225ZM239 177H241V179L239 178ZM246 177V178H245ZM261 177H263V178H261ZM26 178V179H25ZM42 178L44 179V181L42 180ZM63 180H62V179ZM103 178H105V181L103 180ZM129 178V179H128ZM186 178V179H185ZM198 178H199V180H198ZM205 178H207V180L205 179ZM218 178V179H217ZM231 178V179H230ZM233 178V179H232ZM237 179V180H235V179ZM240 180H239V179ZM248 178H250V180L248 179ZM252 178V179H251ZM253 178H255L254 180H253ZM24 179V180H23ZM47 179V180H46ZM73 179V180H72ZM85 179V180H84ZM99 179H100V181L101 182H99ZM202 179H203V181H202ZM205 179V180H204ZM244 179H246V180H244ZM257 179V180H256ZM69 181L68 183H66L67 181ZM87 180V181H86ZM176 181H178L177 179H175ZM192 180H193V182H192ZM208 180H210L209 182H208ZM243 181V182H240L241 183V185H243L242 186V188H245V186L246 185H248L249 183H250V181H254V182H257L258 180H259V184H256V183H253V181L248 185V186H246V188H245V190H247L248 188H250L252 185H253V187L252 188H258L257 189V191H256V189L255 190H252L253 191V193H252V191L249 193L250 195H251V197L249 196V194L247 195V196H245L244 195V192L243 191H236L235 192V194H232L233 192H228L227 193V200L224 198V196L222 197V195L223 194H225V192L223 191V190H225L226 188L224 187L226 184H228V185H230L231 183L232 184H234V185H239V187H241V185H240V183H237L236 181ZM32 181H33V183H32ZM40 181H42L41 183H39ZM70 181H72V182H70ZM88 181H90V182H88ZM92 181V182H93ZM104 181V183H102ZM146 181V180H145ZM195 181V182H194ZM221 181H223L222 183H220ZM232 181V182H231ZM238 181V182H239ZM246 181V182H245ZM22 182H24L25 184L23 185V183ZM45 182V183H44ZM86 182H88V184H86ZM107 182H109V183H107ZM212 182H214V184H212ZM226 182V183H225ZM228 182V183H227ZM231 182V183H230ZM234 182V183H233ZM38 183H39V185H38ZM60 183H62L61 185L62 186H60L59 184ZM71 183V184H70ZM75 183H78L77 185L75 184ZM80 183H82V185H80ZM83 183H85V185H88V186H85V187H87V191L85 190L86 188L83 186ZM92 185H91V184ZM96 183H98V184H96ZM107 183V184H106ZM134 182H131V183H129V184H133ZM194 185H193V184ZM236 183V184H235ZM243 183V184H242ZM253 183V184H252ZM260 183H262L263 185H261ZM99 184H101L102 186L105 184V185H108L107 187L109 188V186L111 187V185L112 184H114L113 186L115 187H113V188H110V190H111V192H110V190H109V192L110 193H112L113 192V194H110L109 192H108V188L106 187L105 188V192L104 193H109L110 195H113V197H112V199H111V196L109 197V194H108V198H107V195L106 194H104L103 193V190H102V188L104 189V187H100V185ZM127 184V183H126ZM129 184H127V185H129ZM204 184V185H203ZM224 184V185H223ZM244 184H245V186H244ZM52 187H51V186ZM90 185V186H89ZM95 186V187H92V186ZM96 185H99L98 187L96 186ZM104 185V186H105ZM117 185H118V187L120 188H117L119 191H116V187H117ZM120 185H121V187H120ZM134 185H136L135 183H134ZM216 185H217V187H216ZM219 185V186H218ZM228 185H226V186H228ZM258 187H257V186ZM21 186V185H20ZM57 186V187H56ZM58 186H59V188H58ZM81 186H83V187H81ZM124 186H125V184H124ZM223 186V187H222ZM89 187L91 188V189H89ZM101 188V191L100 190H97V188L98 189H100ZM126 187V186H125ZM216 189H215V188ZM45 190H44V189ZM46 188H47V190H46ZM96 189L95 190V192L94 193H92L90 190H94V189ZM197 188V189H196ZM200 188V189H199ZM251 188V189H252ZM24 189V190H25ZM61 189V194H59V190ZM89 189V190H88ZM112 189H113V191H112ZM180 190H181V187L179 188ZM251 189H249V190H247V191H250ZM23 190V189H22ZM23 190V191H24ZM65 190H67L68 192H67V194H69L70 192H72V194L70 193L69 195H67L66 194V192H65ZM166 190V191H165ZM196 190V192L194 193V191ZM204 190V191H203ZM260 190V191H259ZM39 191V190H38ZM63 191V192H62ZM70 191V192H69ZM90 191V192H89ZM99 191V192H98ZM107 191V192H106ZM74 192V193H73ZM102 192V193H101ZM125 192V191H124ZM123 192V193H124ZM161 192V193H160ZM199 192H200V194H199ZM220 192H222V193H220ZM96 193V194H95ZM99 193V194H98ZM122 193V194H123ZM203 193V194H202ZM231 193V194H230ZM252 193V194H251ZM101 194H103V195H105L106 196V198L107 199H105L104 197L105 196H103L102 195V197H101ZM194 194V195H193ZM207 194V195H206ZM261 194V195H260ZM35 195H37V194H35ZM114 195L116 196V197H114ZM155 195V194H154ZM165 195V196H164ZM171 195L174 197V199L173 200H175V201H172V199H171ZM198 195H200V196H198ZM221 195V196H220ZM230 195V196H229ZM234 195V196H233ZM60 196V197H59ZM79 196H82L83 198L84 197H86V199H88L87 201H85V205H86V203H87V207L89 208H87L83 203L82 204H80L81 206L83 205V207H81L80 205H77L79 202L81 203V202H83V198L82 197H80L79 198ZM124 196H125V194H124ZM167 196H169V198L167 197ZM194 196H197V197H194ZM202 196V197H201ZM231 196H233L232 198H231ZM243 196V197H242ZM248 196H249V198H248ZM21 197H25V198H23V200H22V198ZM161 197H162V199L164 200L163 202H162V199H161ZM165 197H167V198H165ZM172 197V198H173ZM28 198V199H27ZM45 198V199H44ZM122 198V200H124L126 203H127V201H128V203H130V201H131V203L132 204H135L136 205V207H134V205H133V207L131 206V203L129 204V206H126L127 204L124 202V201H122L121 200V202H120V204L122 205H120L119 204V201L118 200H120ZM175 198H177V200L175 199ZM196 198V199H195ZM241 200H240V199ZM247 200H246V199ZM26 199V200H25ZM41 199V200H40ZM105 199V200H104ZM43 200V201H42ZM61 200V201H60ZM109 200L111 201H113V202H116L117 204H118V206L116 205V203H114L113 204V202L111 203V202H109ZM127 200V201H126ZM168 200V201H167ZM169 200H170V203H167V202H169ZM199 200V201H198ZM243 200V201H242ZM252 200H254V201H252ZM259 200V201H258ZM24 201H25V203H24ZM27 201V202H26ZM76 201H78V202H76ZM118 201V202H117ZM177 201V202H176ZM209 201V202H208ZM220 201V202H219ZM245 201V202H244ZM257 201H258V203H257ZM261 201V202H260ZM40 202V203H39ZM108 202V203H107ZM122 202H124V206H123V203ZM135 202V203H134ZM208 202V203H207ZM214 202V203H213ZM9 203V204H8ZM75 205H74V204ZM89 203V204H88ZM174 203L176 204V205H174ZM178 203V204H177ZM261 203V205H258L259 207L260 206H263L262 207V209H263V214H262V209H260L259 208V210H258V207H257V204H260ZM7 204V205H6ZM19 204V205H18ZM30 204H31V206H30ZM34 204V205H35ZM70 204V205H69ZM141 204L143 205V206H141ZM217 204V205H216ZM5 205V206H4ZM9 205V206H8ZM13 205H16V206H13ZM24 205V206H23ZM26 205V206H25ZM45 205H46V207H45ZM90 205H91V207H90ZM92 205H93V207H92ZM120 205V206H119ZM145 205V206H144ZM148 206V209H149V213H150V215L151 216H153L155 213L157 214V215H154L153 217H152V219H151V216L150 217H148L149 216V213H148V209H147V206ZM169 205H167V206H169ZM174 205V206H173ZM179 205V206H178ZM184 205V206H183ZM226 205V206H225ZM249 205V206H248ZM255 205H256V207H255ZM8 206V207H7ZM29 206V207H28ZM65 206H66V208H65ZM73 206V207H72ZM77 206H79V207H77ZM137 206H141L142 208L141 209H143L144 208V211H146V209H147V212H144L143 210H141L140 209V207H138L140 210H138V208H137ZM177 206H178V208H177ZM202 206V207H201ZM10 207V208H9ZM12 207V208H11ZM78 208V210H76L77 208ZM129 207V208H128ZM132 207V210H134L135 212L137 211V213H135L134 211H132L130 208ZM163 207H164V209H163ZM173 207V208H172ZM181 207H183L182 209H181ZM205 207L207 208V209H205ZM237 207V208H236ZM4 208L6 209V210H4ZM73 208V209H72ZM82 208H83V211H81L82 210ZM91 210V211H89V213H88V211L86 210ZM136 210H135V209ZM146 208V209H145ZM154 210H153V209ZM201 208H202V210H201ZM226 208V209H225ZM229 208H230V210H229ZM254 208H256V209H254ZM10 209H12L13 211H15V213H17V215L18 214H21V215H19V220H18V218H16L15 219V222L17 221V223H14V221L12 220H10V218H9V216L11 215V213L13 212L12 210L10 211ZM130 209V210H129ZM150 209H152L153 211H152V213L153 212H155L154 214H152L150 211ZM163 209V210H162ZM181 209V210H180ZM184 209H185V211H184ZM188 209V210H187ZM219 209V210H218ZM239 209H241V210H239ZM254 209V210H253ZM18 210H19V212H18ZM26 210V211H25ZM64 210V211H63ZM87 211V213L88 214H86V211ZM156 210H157V212H156ZM200 210L201 211H208V213H209V215H205L204 213L202 214L201 212H200ZM227 210V211H226ZM237 210V211H236ZM257 212H256V211ZM261 210V211H260ZM23 211V212H22ZM24 211H25V213H24ZM79 211V212H78ZM85 211V212H84ZM131 211H132V213H131ZM141 211H143V212H141ZM165 211L167 212V213H165ZM177 211V214H175V212ZM220 211V212H219ZM224 211V212H223ZM249 211V212H248ZM255 211V212H254ZM261 212L260 214H258L259 212ZM6 212V213H5ZM9 212V213H8ZM69 212V213H68ZM78 212V213H77ZM82 212V213H81ZM134 212V213H133ZM160 212V213H159ZM190 212V213H189ZM200 212V213H199ZM225 212L228 214V216L229 217H236V216H238V215H240V216H242L243 217V215L244 216H246L247 215V217H245L247 220H246V222H247V224H248V226H246L245 225V227L246 228H248V230H246V228L245 227H243V225L241 224V223H239V225L241 226H239L238 225V223H237V225L233 228V226L231 225V224H229L230 223V221L231 220H233V218H231V219H228V217H226V214H225ZM253 212V214L255 213V215H256V213H257V216H258V218L260 219L261 217V219H263V220H261L260 219V221H258L259 219L257 218V220H256V217L253 215V214H251ZM75 213V214H74ZM79 214V213H81V214H79V215H77V214ZM107 213V214H106ZM109 213V214H108ZM138 213H140V215L142 216V217H140L139 219H138V216H140ZM142 213V214H141ZM145 213V214H144ZM160 215H159V214ZM165 213V217H166V221L165 220H163L162 222H160L161 221V219H162V214H164ZM231 215H230V214ZM6 214H8V215H6ZM24 214V215H23ZM27 214V217H24L25 215ZM34 214V215H33ZM38 214V215H37ZM85 214V215H84ZM93 214V215H92ZM131 214H132V216H131ZM133 214L135 215L136 214V217H134L133 216ZM138 214V215H137ZM171 214H172V216H171ZM181 214L185 217V218H190L191 220L190 221H194V222H192L191 224L189 223V222H187V223H189L188 225L186 224V219L184 218V217H181ZM220 214V215H219ZM234 214V215H233ZM242 214V215H241ZM251 214V218L250 219H248L249 218V216L248 215H250ZM262 214V215H261ZM33 215V216H32ZM81 215V217H79ZM98 215H100V216H98ZM119 215V218L118 219H120V220H118L117 218H115V217H117ZM146 215V217H144ZM159 215V216H158ZM162 215V216H161ZM171 216L172 218H177L176 220H178V221H176V222H178V223H180V224H175V220H174V222L172 223V221H173V219H171L172 221L171 222H169V220L170 219H168L167 217L168 216ZM174 215V216H173ZM176 215L177 216H179L180 218V220L178 219V217H176ZM236 215V216H235ZM253 215V216H252ZM21 216V217H20ZM30 216V217H29ZM40 216H38V217H36L35 219L36 220H43V219H45V217L44 218H42V216H41V218H40ZM84 216V217H83ZM87 216H91V219L89 218V217H87ZM97 216L100 218L99 220H101L102 218V220L101 221H104V222H101L100 221V223H104L103 224V226L105 225V226H107L108 227V224L110 223V225H109V227H108V229L110 228V227H112V228H110L111 230L109 231V230H105V229H107V227H103V228H100L101 227V225H100V223L99 224H96L95 225V222L93 221V220H95V219H97L98 220V218H97ZM103 216V217H102ZM104 216H105V218H107V220L108 221H106V219H104ZM106 216H109V217H106ZM111 216H113V217H111ZM115 216V217H114ZM158 216V217H157ZM260 216V217H259ZM60 217V216H59ZM58 217V218H59ZM94 217H95V219H94ZM130 217V218H129ZM156 217V219H160V221H159V219H158V221L159 222H157L156 220H154L155 222H157V223H161L162 225H163V223L165 222V223H167V221H168V223L170 224V223H172L171 225L174 227L175 225V227L174 228H172V226H170V225H168V223H167V225L166 224H164V226H162V227H160L161 226V224L160 225H158L157 223H154V221H150V219L151 220H153V218H155ZM165 217H163V219L165 218ZM210 217V218H209ZM218 217H221L222 218V221H223V224H224V226L221 224V221H220V219L221 218H218ZM229 220L228 222L229 223H227L226 224V221H227V219ZM255 218V220H256V224L254 223V218ZM7 218H9V219H7ZM21 218H22V220H21ZM24 218H26V219H24ZM37 218H39V219H37ZM80 218H82V220L81 221H85V219L86 218H88V219H86V221L83 223V222H80ZM92 218H93V220H92ZM141 218H143L142 219V221H141ZM145 218V219H144ZM147 218H149L148 219V221H147ZM174 218V219H175ZM181 218H182V222H181ZM217 218H218V220H217ZM253 218V219H252ZM79 219V220H78ZM112 219V220H111ZM114 219H116V221L115 222H113V220ZM125 219V220H124ZM199 219V221H197ZM22 222H21V221ZM69 220V221H68ZM73 222H75V223H73ZM92 220V221H91ZM96 220V221H97ZM112 221V222H109V221ZM184 220V221H183ZM188 221H189V219H187ZM216 220L218 221V222H216ZM225 220V221H224ZM250 220V221H249ZM254 220V221H253ZM88 221V222H87ZM125 221H127V224H126V222ZM130 221V222H129ZM137 223H136V222ZM197 221V222H196ZM201 221V222H200ZM207 221V222H206ZM258 221V222H257ZM10 222H13V223H10ZM19 222H21L20 224H19ZM90 222H92L91 224H90ZM94 222V223H93ZM108 224H107V223ZM121 223V226H117V224H115V223ZM132 222V223H131ZM150 222V223H149ZM183 222L185 223V225H183ZM199 222H200V224H199ZM225 222V223H224ZM245 222V221H244ZM261 222V223H260ZM85 224V223H88L89 225H88V228H85V227H87V225H83V224ZM96 223H98V221L96 222ZM126 224V225H124V227H126V228H124V227H122V225L123 224ZM141 223V224H140ZM150 224V225H147V224ZM203 223L205 224V226L203 225ZM259 223V225H260V227H259V225H257ZM263 223V224H262ZM13 224H16L17 226L19 225V227L17 228V226L15 227V226H13ZM107 224V225H106ZM113 224H115V225H113ZM131 224V225H130ZM136 224V225H135ZM138 224H140V225H142V228H140L139 230L137 229V225ZM181 224H182V226H184L185 228H186V230H185V228L184 227H182L181 226ZM194 224V225H193ZM217 224H219V225H217ZM246 224V223H245ZM254 224V225H253ZM83 225V226H82ZM92 225V226H91ZM95 225V227H93ZM99 225V226H98ZM130 225V228H128L127 226H129ZM132 225H133V228L134 229H132ZM144 225H147V226H145L144 227ZM156 225V226H155ZM165 225H166V227H165ZM188 226V228H189V231H188V228H187V226ZM189 225L191 226V227H189ZM208 227H211V228H208ZM211 225V226H210ZM214 225V226H213ZM229 225H231L230 227H229ZM13 226V227H12ZM85 226V227H84ZM90 226V227H89ZM99 228V230L100 229H102V230H100V232H98L99 230H98V228ZM153 226V227H152ZM171 227L170 229L168 228V227ZM178 226H180V230L182 231V233H180L179 232V227ZM202 226H204V227H207L208 228V230H207V228H203ZM220 226V227H219ZM238 226V227H237ZM263 226V227H262ZM15 227V228H14ZM58 227L61 229H59V231H58ZM114 227H115V229H114ZM119 227V229L120 228H122L121 230H118L117 228ZM160 227V228H159ZM178 227V228H177ZM181 227H182V229H181ZM202 227V228H201ZM215 227V228H214ZM229 227V228H228ZM243 227V228H242ZM259 227V228H258ZM6 229V231H4V229ZM22 228V229H21ZM86 230H88V231H86ZM90 228V229H89ZM136 228V229H135ZM156 228V229H155ZM159 228V229H158ZM163 228V229H162ZM169 229L168 230V232L167 231H165V229ZM177 230H176V229ZM194 228V230H192ZM221 230H220V229ZM239 228V229H238ZM240 228H242V229H244V233H242V229H241V231H239L240 230ZM258 228V229H257ZM18 229V230H17ZM116 229L118 230V232L116 231ZM125 229V230H124ZM129 229V230H128ZM160 229H162V230H160ZM166 229V230H167ZM173 229L175 230V232H177V233H173L174 231H173ZM199 229L201 230V229H205V231H203L202 230V232L200 231V233H198L199 232ZM229 229H231L232 231H234V233L233 232H231V231H229ZM250 229V230H249ZM90 230V231H89ZM115 230V233L113 232L112 233V231H114ZM156 230V231H155ZM170 230H172V232L170 231ZM191 230H192V232H191ZM196 230H198V231H196ZM210 230V231H209ZM245 230L247 231V233L245 232ZM256 230H257V232H256ZM4 231V232H3ZM26 231V232H25ZM32 232H33V230H31ZM102 231V232H101ZM109 231V232H108ZM120 231V232H119ZM135 231V232H134ZM164 232L163 234L162 233H160V232ZM187 231V232H186ZM208 233H207V232ZM213 231V232H212ZM260 231V232H259ZM9 233V235H8V233ZM16 232V233H15ZM21 232V233H20ZM27 232H29L28 234H27ZM54 232V231H53ZM72 232V233H71ZM90 232V233H89ZM91 232H93V233H91ZM100 233V234H97V233ZM104 232V233H103ZM210 232V233H209ZM219 232H221L220 234H219ZM223 232V233H222ZM230 232V233H229ZM248 232L250 233L249 235H245V234H248ZM3 233V234H2ZM22 234V235H20V234ZM61 233V232H60ZM68 233V234H67ZM71 233V234H70ZM76 233H77V236H76ZM105 233H107L108 235H106ZM139 233H141V236H140V234ZM148 233V234H147ZM154 233V234H153ZM155 233L156 234H161V235H155ZM165 233H168V234H165ZM179 233V234H178ZM187 233V234H186ZM192 233H193V235L195 234V236H193L192 235ZM197 233V234H196ZM203 234V237H206V235L207 234H210L208 237H206V238H204V239H200L199 237L200 236H202V234ZM204 233H207V234H204ZM211 233H213L214 234V237H213V235H211ZM231 234V233H233V237L234 238H231L230 236L232 235H230L229 236V234ZM257 233V234H256ZM2 234V235H1ZM24 234H27L26 236L24 235ZM89 234V239H87L88 238V235ZM96 234V235H95ZM104 236H103V235ZM112 234V235H111ZM137 234V235H136ZM165 234V235H164ZM170 234H174L175 236L176 235H179V237H175L176 238V240L172 237V235H170ZM182 234V235H181ZM184 234H186V235H184ZM201 234V235H200ZM226 234L227 235V237H226V235H225V238L223 237L224 235ZM238 234H240V235H238ZM23 235H24V237L26 238V237H31V239H32V237H34L33 239H35V241L32 239H29V242H31L32 241V244L31 243H29V244H27V246H26V243H25V241H26V239L23 237ZM32 235V236H31ZM75 235V236H74ZM93 235V236H92ZM120 235V236H119ZM126 235H127V237H126ZM155 237H154V236ZM162 235H164L163 237H162ZM166 235H168V236H166ZM183 235H184V237H183ZM188 235V236H187ZM197 235V236H196ZM205 235V236H204ZM217 235V236H216ZM262 235H263V237H262ZM3 236V237H2ZM7 236V237H6ZM20 236V237H19ZM62 236V237H61ZM64 236V237H63ZM99 237V238H97V237ZM109 238H108V237ZM156 236H158V237H156ZM169 236H171L172 238H173V240H171L172 238L171 237H169ZM211 236V237H210ZM221 238V240L223 239V241H221V243H220V238ZM246 236V237H245ZM13 239H12V238ZM22 237V238H21ZM69 237V238H68ZM87 237V238H86ZM91 237V238H90ZM93 237V238H92ZM105 237V238H104ZM118 237V238H117ZM138 237V238H137ZM153 237H154V239H153ZM163 238V240L164 241H167V243L166 242H163L162 243V238ZM167 237H168V239H167ZM183 237V238H182ZM192 237V238H191ZM193 237L196 239H194L196 242V244H194V240H193ZM249 237V238H248ZM8 238V239H7ZM24 238V239H23ZM87 239L86 241H87V244H84V243H86V242H84L83 241V239ZM95 238H97V239H95ZM101 238H104L103 240H105L106 238H107V241L105 240V242L101 239ZM111 238V239H110ZM132 238V239H131ZM156 238H160V239H158V241H160L161 242V244H160V242H158V241H156L157 239ZM165 238H166V240H165ZM171 238V239H170ZM181 239V241L182 240H184V242H185V239L187 240L185 243V245H188L189 244V246H183L184 245V242H180L179 241V239ZM199 239V241L200 240H202L203 241V243L202 242H198V239ZM202 238V237H201ZM209 238H211L212 239V241H213V238H214V242H212ZM3 239V241L5 240V242H3V241H1ZM37 239V240H36ZM99 239H101L102 241H103V243H102V241H99ZM110 239V240H109ZM138 239V240H137ZM148 239V240H147ZM188 239L190 240H193V241H191L190 240V242L188 241ZM208 239V240H207ZM216 239H219V240H216ZM235 239V240H234ZM11 240V241H10ZM25 240V241H24ZM95 240H96V242H98V243H96L95 242ZM98 240V241H97ZM116 240V241H115ZM118 240V241H117ZM140 240V241H139ZM169 240H170V242L172 243L173 241V243L171 244L170 242H169ZM225 240H227V241H225ZM245 240V241H244ZM257 240H258V242H257ZM9 241V242H8ZM23 241V242H22ZM39 241V242H38ZM43 243H42V242ZM51 241V242H50ZM54 241H56V242H54ZM92 241V242H91ZM94 241V242H93ZM109 241V242H108ZM128 241V242H127ZM143 241V243H141ZM154 241H155V243H154ZM178 241V242H177ZM206 241V242H205ZM211 243H210V242ZM217 241V242H216ZM46 244H45V243ZM106 242H108V246L106 245V244H104V243H106ZM111 242H113V244L111 245ZM140 242V243H139ZM144 242H145V244H144ZM174 247L173 249H170L171 248V246H170V244ZM176 242H177V244H176ZM193 242V243H192ZM198 242V243H197ZM207 242H209V244L210 245H212V243L215 245V249H213V247L212 248H210L212 251H211V253H210V249L208 250L207 249V251H206V248H205V243H206V247H210V245L207 243ZM216 242V243H215ZM223 242V243H222ZM226 242H228V243H226ZM252 242V243H251ZM263 242V243H262ZM4 244V245H2V244ZM7 243V244H6ZM41 243V244H40ZM52 243V244H51ZM69 243H71V244H69ZM96 243V244H95ZM101 244V246L100 247H98V245H100ZM151 243V244H150ZM157 243V244H156ZM158 243H159V245H158ZM167 245H166V244ZM179 243V244H178ZM183 244V245H181V244ZM217 243H219L220 244V246H219V244H217ZM231 243V244H230ZM251 243V244H250ZM34 244V245H33ZM38 244V245H37ZM65 244V245H64ZM67 244H69V245H71V248L72 249H70V248H66L68 245ZM73 244V245H72ZM92 244V245H91ZM94 244L96 245V251H94L93 252V250H94ZM98 244V245H97ZM104 244V245H103ZM144 246H143V245ZM148 244H149V246H148ZM158 246V247H156V245ZM175 244V245H174ZM200 244V245H199ZM202 244H204V247H202L203 245ZM208 244V245H207ZM223 244H225V248H227V249H225L224 248V245ZM13 245H14V247H13ZM39 245H42V247L41 246H39ZM63 245V246H62ZM87 245V247L88 246H91L92 248H91V250H92V252L91 253H94L93 255H91V253H90V247H88V252L86 253V251H87V249H84L83 247H85ZM124 245V246H123ZM136 245V246H135ZM146 245V246H145ZM151 245H155V246H151ZM177 245H181V247H179V246H177ZM192 246V248H193V246L195 247H197V249H196V247H195V249H194V252L192 251L193 249L191 248V246ZM213 245V246H214ZM221 245H223L222 246V248H221ZM250 245L253 247V249L254 250H252V249H250V248H252V247H250ZM254 245V246H253ZM3 246H4V248H3ZM8 246V247H7ZM31 246V247H30ZM34 248H33V247ZM44 246V247H43ZM47 246V247H46ZM65 246V247H64ZM74 246V247H73ZM78 246H79V248H78ZM103 246V248H104V246H105V248H104V250H103V248H101ZM107 246V247H106ZM112 246V247H111ZM118 248H117V247ZM122 246V247H121ZM132 246V247H131ZM153 247L152 249H151V247ZM167 246H168V248H167ZM176 246H177V249H175L176 248ZM199 246V247H198ZM22 247H23V251H22ZM26 247H28L29 249H28V251H27V248ZM53 247V248H52ZM60 247V248H59ZM64 247V250H62V248ZM76 247V248H75ZM86 247V248H87ZM108 247H110L111 249H108ZM116 247V248H115ZM147 247V248H146ZM163 247V248H162ZM164 247H166V248H164ZM179 247V248H178ZM183 247V248H182ZM190 247V248H189ZM202 249H201V248ZM236 247V248H235ZM239 247V248H238ZM243 247V248H242ZM21 248V249H20ZM45 248V249H44ZM55 248V249H54ZM56 248H59L60 250L58 251ZM135 248V249H134ZM157 248V249H156ZM159 248H162V249H164L163 251L161 250V252L159 251L160 249ZM182 248V249H181ZM189 248V249H188ZM199 248H200V250H199ZM216 248H219L218 250H219V252H216V254H212V253H215V252H213L214 250H216ZM36 249H39L38 251L36 250ZM52 252V251H54V252H49L48 254H46L49 250ZM54 249V250H53ZM77 250V251H74V250ZM133 249V250H132ZM149 249H151V252L149 253ZM167 249H168V251H167ZM192 249V250H191ZM203 249H204V251H203ZM222 249V251H220ZM4 250V251H3ZM5 250L7 251V252H5ZM32 250H34V251H32ZM46 250V251H45ZM57 250V251H56ZM73 250V251H72ZM86 250V251H85ZM110 250L111 251H113V252H110ZM147 250H149V251H147ZM153 250V251H152ZM158 250V252H156ZM183 250V251H182ZM187 251V250H191L190 252L188 251V252H184V251ZM197 250H199L198 251V253L196 252ZM217 250V251H218ZM32 251V252H31ZM38 253H37V252ZM39 251H40V253H39ZM99 251V252H98ZM101 251V252H100ZM105 251H106V254L108 255V254H111V255H106V257H104L105 256ZM124 251H126V252H124ZM170 251V252H169ZM180 251V253H182V252H184V254L185 255H183V253H182V255L179 253V255H178V252ZM201 251V252H200ZM209 251V252H208ZM229 251V252H228ZM250 251V252H249ZM252 251V252H251ZM255 251V252H254ZM261 251V252H260ZM45 252V254H43ZM59 252V253H58ZM63 252V254H64V256H63V254L61 255L60 253H62ZM95 252H96V254H95ZM103 252V253H102ZM121 252V253H120ZM146 252V253H145ZM173 252V253H172ZM192 252V254H196L195 256L197 257H195V256H193L192 254H190ZM202 252L204 253V255H201V257L199 258L198 256H199V254H202ZM210 253V257L208 256V254H205V253ZM228 252V253H227ZM255 254H254V253ZM5 253V254H4ZM68 253V254H67ZM97 253H99V254H97ZM129 253V254H128ZM135 253V254H134ZM138 253V254H137ZM153 253V254H152ZM155 253V254H154ZM169 253V254H168ZM177 253V254H176ZM187 253V254H186ZM219 253V254H218ZM254 255H252V254ZM32 254V255H31ZM39 254H41L42 256H40ZM56 254V255H55ZM74 254V255H73ZM76 254V255H75ZM89 254L91 255V256H89ZM224 256V257H222V255ZM226 254V255H225ZM262 254V255H261ZM7 255L8 257L6 258L5 256ZM10 255V256H9ZM35 255H36V257H35ZM39 255V256H38ZM44 255V256H43ZM48 255V256H47ZM53 258H50V256ZM119 255V256H118ZM134 255V256H133ZM156 255V257H154ZM189 256V255H192V257L191 256H189V257H187V256ZM205 255H207L208 257V259L207 258H205L206 256ZM231 255V256H230ZM251 255V256H250ZM46 256V257H45ZM55 258H54V257ZM71 257V259H70V257ZM94 256V257H93ZM100 256V257H99ZM109 256H110V258L112 259V256H113V259H114V257H115V259L113 260V261H115V263L113 262V261H111V260H109L108 258H109ZM135 256H136V258H135ZM247 256V258H245ZM5 257V258H4ZM37 257H39V258H37ZM43 258L44 259V257H45V259L47 260L46 262L44 261L43 262V260L41 259V258ZM57 257V258H56ZM60 257H62V259L60 258ZM67 257H69V258H67ZM92 257V258H91ZM96 257V258H95ZM98 257V258H97ZM103 259H102V258ZM152 257V258H151ZM171 257H173L171 260L169 259V258H171ZM181 258V260H179L180 258ZM185 257H187V258H191V259H195V260H191V262L189 261H185L184 262V260H185ZM203 257V258H202ZM217 257V258H216ZM251 257V258H250ZM257 257H258V259H257ZM65 258H67L66 259V261H65ZM73 258V259H72ZM93 258H95V259H93ZM100 258V259H99ZM108 259V261L110 262V263H108V261H107V259ZM130 258V259H129ZM140 258V259H139ZM146 258V259H145ZM175 258H176V260H175ZM186 258V259H187ZM204 259L205 261L203 262V260L202 259ZM210 258V259H209ZM236 258V259H235ZM250 259V261H249V259ZM253 258H255L254 260H253ZM262 258V259H261ZM14 259V260H13ZM21 259V260H20ZM34 259V260H33ZM39 260V262H38V260ZM48 259H50V260H48ZM55 259V261L57 260L58 262H55V261H53ZM60 260V262H59V260ZM68 259H70L71 261H73V262H71V261H67ZM82 259V260H81ZM137 259V260H136ZM196 259H199V260H201V262L199 261V262H197L198 260H196ZM234 259V260H233ZM248 259V260H247ZM261 259V260H260ZM11 262H10V261ZM30 262H29V261ZM101 260V261H100ZM104 260H106V262L104 261ZM140 260V261H139ZM148 260V261H147ZM173 260H175V262L173 261ZM187 260H189V259H187ZM228 260V261H227ZM231 260V261H230ZM235 260H237V261H235ZM252 260V261H251ZM3 261H4V263H3ZM28 261V262H27ZM33 261V262H32ZM62 261V262H61ZM82 263H81V262ZM118 261V262H117ZM151 261V262H150ZM168 263H167V262ZM194 261H196V262H194ZM207 261V262H206ZM219 261V262H218ZM249 261V262H248ZM25 262V263H24ZM36 262V263H35ZM65 262V263H64ZM71 262V263H70ZM164 262V263H163ZM206 262V263H205ZM239 262V263H238ZM255 262V263H254ZM207 263V264H208ZM259 263H257V264H259ZM77 264V263H76Z\"/></svg>", "mask_w": 264, "mask_h": 264}]
</instances>
